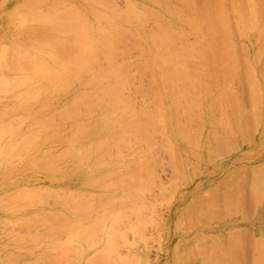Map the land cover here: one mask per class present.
Masks as SVG:
<instances>
[{
  "label": "rangeland",
  "instance_id": "1",
  "mask_svg": "<svg viewBox=\"0 0 264 264\" xmlns=\"http://www.w3.org/2000/svg\"><path fill=\"white\" fill-rule=\"evenodd\" d=\"M36 1L39 2V0H35V1L34 0H0V42H1L0 43V69H1L0 70L1 71L0 72V77H1V73H2L3 76H4L3 77L4 80H6L5 78H8L7 79L8 81H6V82L4 80H3L4 82L3 81L1 82V80L3 79L2 77H1V80H0V86L2 85V87H0V89H1L0 92H2V93H0V99H2V101H0V115L2 114L0 116V125L2 123L4 126H7V127H5V128H7V130L6 131L4 130V134H5V132H7L6 133L7 135L6 134L3 135L2 130H3L4 126L1 125V127H0V129L2 128V130L0 131V136H1V139H2V141L0 142V146H2V144L3 145L5 144L4 146H6V145L8 146L7 143H9L10 145L11 144L14 145V148H13V145H12L11 148L9 147L10 145L8 146L10 148L9 151L11 150L12 154H10L8 149H6V150H7V152H9V155L6 153V150H4L5 152L2 151V153H0V154H2V157L0 156L2 158V159H0V203H1L0 205L1 206H5V205L6 206H10V204L12 203V205L10 207H8V208L5 207L6 210H4L5 208L0 206L1 209L3 208L0 211V213H1L0 214V225H1L0 226V264L1 263L2 264H5V263L9 264L12 261V258H13V262H11L12 264H44V263L45 264H47V263L49 264L54 259L53 256L55 257L56 260H58L56 258V256L58 254L53 251V249H54L55 251L58 252V250H56L55 246L57 248L59 246V249L63 250L64 248L67 249V247H69L68 244H72L73 242H75V243H77V242L80 243L81 242L80 245H82V246H80L79 244H77V245H79L80 247H83L84 248V249H82L83 251L81 250V252H80V248L79 249L77 248L78 251L77 250L76 251L78 253L77 256L82 254L81 255L82 257L79 256V258H77V256L74 255L73 252L75 251V249L73 250L72 248L78 247V246H76L75 244H72V246H74V247L71 246L70 250H66V252H65V249H64V251H62V254H63L62 256H64L63 258L61 256L58 257V258H61V259H64V260L60 262L61 259H59V262L57 261V263H56L55 260H53L55 262L52 263V264H65L64 261H66L65 259H67V257L65 258V255L67 254V251H68V254H73L72 256H75L76 260H77V261L76 260L74 261V259H72L73 257L67 254V256L71 257L70 259L68 257V261L72 259V262L69 261L67 263H69V264L70 263H72V264H89L90 263L89 261L92 260V259L89 258V256H92L93 258L95 256L93 254V252L94 253L96 252L99 255L101 253L99 251V249H102V253H105L104 252L105 251V245L108 246V244H106L108 242H106L105 240L108 239L107 236H108L109 231H111L110 233L112 235H115L114 234L115 232L117 234L119 233L118 237L120 236L121 238L123 237L121 235L124 234L123 239H121L119 237L121 240L119 238L116 239L117 235L114 236V237H116L115 238L116 240H119V242L117 241L116 244H115L116 241L112 240L113 242H111L110 236L112 237V235L109 234L110 243H112V244L109 243V245H110L109 246V250H107V248H106V250L108 251V252L107 251L106 252L109 255L108 259L111 260V261H109L108 259L107 260L105 259V258H107L108 255L104 254L105 255V257H104V255L102 256L100 254L106 261H109L110 263L113 262L112 264H119L120 261H121L120 264H122L123 262H124V264H209V263L210 264H218V263L219 264H226L225 262H227V264H228L229 263L228 260H230V262L232 264H235V263H237V264H251V261H252L251 259L254 258V256H252V249H254V251H255V246L256 245L260 246V244H258V243L259 242L261 243V240L264 239V237L262 238V236L264 235V202H263L264 200H262V199H264V195L263 196L262 195L261 196L260 195H255L254 192H253L254 187L256 188L257 191L261 188L260 191H258V192L264 194V184L261 183V185L259 186L258 185L259 181H257L262 176V174H264V77L262 78V75L264 74V71H263V69H264V61H263L264 60V51L262 50V52H263V53L261 52L262 54H260V52L257 53L258 52V48L255 47V45L256 46H260L262 44L264 45V39H263L264 38V34H262L263 36H260L261 32L264 33V28H263L264 27L263 26L264 25V0H261L262 2L260 0H250V1L249 0H239V1H235V2H239L240 3V4L238 3L239 6L234 2V0L233 1L230 0L232 3L234 2L237 5V7H235V5L230 7V5H232V3L229 0H225V1L222 0V2H224V3H221V0H220L221 4L219 3V5L221 7L219 5H217V6L219 8H221V12H219L220 9L217 6L215 8H218L219 10L217 11V9H215V8H214L215 10H213V11H215V13L217 11V13L219 12L220 14L225 9H226L227 12H229V13H227L226 11H224L225 13H223L222 17L226 18L225 21H227L228 24H230L231 26L234 23L232 28L229 25L230 28H231V34H230L231 41L232 40L234 41V42L232 41L233 43L231 42L232 45H234L233 49H232V52L234 53V50H235V53H234L233 56H235V54H237L235 56V59L239 55V57L241 56L242 60H243V58L248 57L250 62H248L247 64L250 63L251 67H254L255 70L253 68H251L252 69L251 70L249 68V65L247 66V64H245V62L242 61V63H244L243 67L245 65L246 66L244 67L245 70L242 69L243 72H241L242 70L240 71V68L242 66L240 67V65H242V63L241 64L239 63V62H241V58L238 57L240 59V61H239V59H236V62L238 64L237 67L238 66L240 67L239 70H237L238 71V74H237L238 78L236 77V79H234L235 82H232V83L230 82L229 83L230 86L228 84V87H231V85H233L234 87L232 86V90L235 93H236V90H238L237 93H236V100H237L236 101L237 102L236 105L238 107H240L241 114L239 112V108L236 105H232V106L237 107V110H236V112H238L237 115L231 114V113H233V109H232V112H231V108L230 107H228L229 110H227L226 113L218 111L219 113L220 112L223 113L221 116L217 115L219 113H217V111H216V109H214V107L211 110L212 106L210 107V103L209 102L212 100V98H213V101H214L215 98L217 97L215 94L217 93V95H219V91L223 90V88H226V87L221 86V88L219 89V87L215 84L216 85L215 87L216 88L218 87V90H217L216 88H214V86H212L214 83H216L215 80H214L215 82L213 81L212 85L208 84V82L206 83V85L204 87L205 90L203 91V93L206 94L205 98L203 99L204 95L202 94V97L200 98L201 101L199 100L201 102V106H199V108L202 107V109L200 108L201 109L200 110L198 107L197 108L199 110L197 108L192 109L191 110L192 111L191 115H190V117H188L189 121H191V122L188 121V124H186V126L188 125L187 129L190 130L189 132L197 133V135L195 136V139L198 138L197 140L199 142H196L197 140L194 141V144L197 143V145H196L197 146V148H196L197 150L195 151V147L196 146L193 148V150L195 151V153L198 151L199 157H198V155L197 156H193V153H194L193 150H192V145H193L192 143L193 142H190L192 144L191 146H188V145H190V143L188 142L189 144H187V142H186L187 140H190V139H188V137H187V139L185 138V135H186L185 133H187L188 130L181 129V127H180V129L183 131V133H182L180 131V129L178 128V126H180V124L178 122L181 121V120L179 119L178 115H176L177 112H176V110L174 109V107L172 105V101L170 99L168 100L169 97L167 96V93H165V92L163 93L162 92V94L165 95V96L163 95L164 98L161 96V98H163L162 100L160 99L159 96H157V93H154L153 87H155L156 85L155 86L154 85L151 86V84H150V83L154 82V78H153V82H151V80H150L152 78L151 76L155 77V75H152L153 72L155 71V70H152L154 68L153 67L152 68L149 67V69H151L150 71H153V72H149V69L147 67L148 65L147 64L144 65L142 63H143L144 60L145 61H149L151 59V56L148 55L147 53H148L149 50L153 49V44H152L153 41L151 40L152 43L150 44L148 42L150 39L146 38V35L144 37V34L147 33L146 32L147 30L149 31V28H151L152 24H153L152 25L153 29H151V31L152 30L154 31V30L157 29V26H156V23H155V22H157V20H155V21L152 20L153 18L151 17V14H150V16H147V13L149 12L150 9L153 10V11H155V9H156L157 12L160 15L162 14L163 17H166V19H164V21H166V20L167 21L168 20L171 21L172 20L171 23H172V26L175 29H180L178 26H180L181 29L183 28L182 30H184V28H185V31H187V33H188L187 42H190L189 40H192L193 43H194L195 40L198 37L196 35L197 32H195L197 30L193 29L192 26H190V24L188 25V23H189L188 20L197 19V17H195V16H199V15H197V14L195 15L193 13L195 11L199 12V13L202 12L205 9L202 5H206L207 0H206V2H205V0H199L200 2L198 0H191V1L190 0H188V1L186 0L187 2L185 0H182V1H184L183 2L184 4L186 2V4H185L186 7L184 6V4L180 5L182 2H179V1H181V0H179V1L178 0H166V1H172V3H174V5H173L170 2L171 4L168 5V6L171 7L170 10H169L170 12H171L172 8H175L173 10H177L176 6H177V8H179V7L183 8V9H180V8L178 9V10H181V11L183 10L184 14H186L185 16H183V14H182V16L185 18L184 20L180 21V19H178L180 21V23H177V19H173L172 18L173 17L172 13L166 12L168 10V8H169L167 5H165L163 3L161 5L160 1L164 2L165 0L164 1L163 0H158L159 3L158 2L151 3V2H153L152 0L151 1L150 0H130V2L132 3L133 6L132 5H128V4H131V3H128L127 0H110L109 3L111 5L115 4V6H114L115 8L117 6H118L117 8H121L123 10L122 12H124V10H126L125 8L129 9V7L132 6L133 9H137L136 10L137 14H138V11H140L139 12L140 14L143 12L142 14L144 16L146 14V17H147L146 19L148 20V22H147L146 19H144V20H146L145 21L146 22L145 25L148 24V23L149 24L146 25L147 26L146 27L144 25V22H143L144 20H143L141 24H143L145 27L142 26V27H144V29H140V30L137 29V28H139V26H138V25H140L139 23L126 25L125 24L126 22L123 23V21H120L121 19L119 20L116 17H114L116 15L118 17L117 13L114 12V14H116V15H113V12L107 10V8L103 7L100 4L98 5L97 2H93L92 4L90 3V1L87 2V3L85 2L86 6L84 5L83 7H81L83 4H85L84 0L83 1L79 0V2H78V0H66V2L64 1L63 4L62 3L58 4V2H63L61 0H58V1L57 0H40L39 3L37 2V4L35 3ZM133 1H134V3L136 1H139L137 3L143 4V5H141L143 7L139 6L140 4L137 5V3H135V5H134ZM56 2H57L58 5L56 4ZM112 2H113V4H112ZM154 2H155V0H154ZM195 2H198L200 4H197V3L195 4ZM254 2H255V4H254ZM32 3H35V4L32 5ZM69 3H72L73 5L77 6V7H75V6L72 5V8L74 7L73 8L74 10L81 11L82 14L85 15L84 17L87 18V22L88 23L92 22V24H96L97 21L99 20L98 17H97V20H95L96 18L93 16L94 9H97L96 10L97 13H99L100 11L103 10L106 14H109L110 16L112 15L111 18L116 21V22L115 21H113V22L118 23L121 28H123V29L125 28V30L127 29L128 34L130 33V34H133V36H134V39L131 38L133 40L132 41V40H130V37H131L130 34H129L130 37H128L129 39L127 37H124L125 36L124 35L123 36V38L125 39L124 41H126L128 39V42L127 41L126 42L123 41V42L125 43L124 45H127L128 48L124 47L121 44H120V46L122 48H124L125 51L122 50L121 47L118 48V50H120L119 52L121 53V55H120V53L118 54V55L121 56L120 58L119 57L118 58H119L120 61H121V58L123 59V61H121V62H124V67H126L124 69H126V70L128 69V71L125 70L128 73H126V72L124 73V75H127L124 78H127L129 76V79H130L129 80L127 78L126 79L127 81L124 80V86L127 85L129 87L128 88L126 86V88H127L126 90L124 88V91L129 90V92H125V96L127 94L129 95L131 93L129 95L130 108H129L128 112L124 113V117H126V118L130 117V118L135 120V118H137V116L140 114V112H142V115H140L141 117L143 116V114L145 112H147V113H145L146 115L144 117L140 118L142 121L146 122V120H148L146 116H147V114H150V110L151 111L152 110L155 111L154 108H156V106H153V104L156 105L159 100H161V101L164 100L163 102L167 103L169 105V106L167 104H166L167 106L165 105L166 106L165 108L167 110L164 108L166 110V112L167 111L169 112V113H166L167 115L165 114V111L163 110L164 106L161 109V110H163V113L165 115L164 117L161 116L162 117L161 118L162 119L161 125L160 126H157V125L155 126L154 125V126L150 127L151 129L149 128L150 129L149 131L151 132V131H153L154 127L155 128L158 127L157 129L154 128V131H153L154 133L153 132H151V134L149 132L147 133V134H150V139H149V141L148 140L147 141L151 142V143L150 144L146 143V139L143 136L145 131L142 132V130H140L137 133L139 135H137L136 138L138 136H140L142 139H140V138H138V139L141 140L140 142H142V141H144V142L140 143L138 140H135L137 143L134 141L135 143L131 142L128 145L125 144L126 145L125 147H127V149L125 147L124 148L122 147V149H123V150H121L122 151V154H121L122 158H121L120 154L119 155L116 154L117 153L116 152L117 151L116 148H118L120 150L122 145H120V147H117L118 145L115 144V140L113 139V135H112V138H111V134L118 133L119 135L120 134L122 135L123 132H124V125L125 124H122L123 121H121L120 124H118L116 126H113V127H104L103 125H99V124H97L95 126L96 122L99 121V119L102 117L101 115H103V113H105V109L103 108V106H100L99 104L97 106L96 104H94V107H92V109H93L92 110V109H89V107L83 105V106H81V108H80V110H79V112L77 114L66 113V111H64L66 113L65 117L68 116V114L70 116H68L66 119H64V117H63V119H62V114L64 112L61 111V109L63 107L66 109L67 107H65V106L70 105L71 104L70 101L72 99L74 100L75 98H78L79 94L81 93L80 91L81 90L83 91V89H81L82 85H81V83L79 81H77V82L75 81L74 84H73V82H71L70 83L71 86H70V84H68L69 86H66V88H68V87H70V88L66 89L65 91H62L63 88H62V90L59 88L58 89V91H59L58 93L56 92V89L54 88V90H53L54 92H52L53 94L50 93L52 88H50L51 86L48 85L47 88H49V89L48 90L46 89V90L48 91V94L49 93L51 94V95L50 94L48 95V94H46L47 91L45 89H43V91L40 90L39 86H41V85L36 83L37 84V86H36L35 82H34V84H32L31 83L32 80L31 81L29 80L30 79V75H32V74L35 75V73H36V71L32 73V71H34L35 69H32L33 67L30 66L31 68H29V69H32V70L28 71V73L30 74V75H28L29 79L26 78L30 82L27 81L28 82L27 84L26 83H21V85H19L20 87L18 89L15 88V87H18V86H15V87L13 86L12 87V85H16V84L18 85L17 81L20 79V77H19L20 75H24V74L27 75L28 74L26 72V68H27L28 64H25V65H27L26 68H24V67L21 68L22 66L20 64H18V62H22V60H23V59L21 60V57H22L20 55V53H22L21 51H23L24 55H28L29 54L28 57H30V58H27V56H25L26 58L24 57L26 62H33L34 59L31 60V58H33V56L37 57V56H39V54H41V53L43 54V52L45 50L49 51L50 47H51L50 44H49V41L51 39H50V37L48 38L45 35L48 32H51L52 28L55 26V21H53V23H51L52 21H50V20H52V18H54L55 16H59L58 14H55L57 9H61V10L66 9L65 12L69 11L70 7H71V6L68 5ZM157 3L159 5H156ZM77 4H80L81 6L80 5L78 6ZM88 4H89V6L90 5H92V6L88 7ZM189 4H190L191 7L193 6L192 7L193 10L189 7ZM223 4H225V5H223ZM226 4H229L228 7H227ZM259 4H260V6H258ZM127 5H128V7H127ZM145 5L150 7V9H148ZM244 5H246V6L248 5V7H249V8H247L245 6L246 7V9L244 8L246 10L245 12L257 11V9L259 8V10L257 12L260 15V17H259L258 20H256V22L254 23L253 26H250V29L248 28L249 30L248 29L246 30L248 32L244 33V35H243L244 37H243L242 33H240L241 36H239L240 35L239 34V30L236 29L235 27L238 28V26H237L238 15L236 14L237 11H238L237 8H239L241 6L240 8L242 9V7H244ZM144 6L148 9L147 13L145 12L146 8ZM163 6L164 7L166 6L168 8H164ZM224 6H226L227 8L224 7ZM194 7H195V11H194ZM201 7H203L204 9L201 8ZM54 8H57V9L55 10ZM186 8H188V9L186 10ZM196 8H198V9L201 8L202 11H201V9L198 11ZM32 9H33V11H34V9L38 10V12H40L41 14L43 13L44 14L42 16L43 19H41V20L38 19L39 17H41L40 15H38V17L36 16L37 19H34V18L32 20L29 19V17L31 18V15H32L30 13L32 11ZM88 9H89V11H88ZM90 9H91V11L93 10L91 12V16L89 15L90 14ZM190 9L193 12H189ZM141 10H142V12H141ZM247 10H249V11H247ZM118 12H121V10L118 11ZM33 13H35V12H33ZM47 13L53 14L54 17L52 16V18L51 17L48 18L49 16L47 17V15H46ZM57 13H59V12H57ZM167 13H169V15ZM37 14H39V13H37ZM74 14H75V12H74ZM220 14H218V15H220ZM94 15L97 16V14H94ZM187 15L189 17H187ZM231 15L233 17H231ZM33 16H34V14H33ZM229 16L231 17V19H229L230 18ZM46 17H47V19H46ZM91 17H92V19H91ZM93 17H94V19H93ZM193 18H195V19H193ZM57 19H58V17H57ZM149 19L151 20L150 22H149ZM233 19L235 20L236 24H235V22H233L234 21ZM93 20H95V21H93ZM185 20H187V21H185ZM182 21L184 22V25L182 24L183 23ZM61 22L64 23L65 21L64 22L61 21ZM43 23L46 25V27H44L45 25L43 26ZM98 25L99 24H97L96 26L98 27ZM122 25H123V27H122ZM96 26L94 25L92 30H95ZM136 26H138V27H136ZM41 27L45 28L44 31H43V29ZM142 27H140V28H142ZM188 27L191 30L188 29ZM145 28H147V29H145ZM46 29H49L50 31L49 30L46 31ZM235 29H236L237 32L234 31ZM36 30H37L38 34L34 33V35H35L34 36L33 32H36ZM188 30L191 31V33H193V35H191V33L188 32ZM26 31H28V33L32 32V35H30V33L27 34ZM151 31H149V32H151ZM24 32H26V34ZM42 32L43 33L47 32L43 36H45L47 39H49V40H47V39L46 40L45 39L42 40V41H44V44L39 43L40 42L39 40H41L43 38V37L41 38ZM257 32L259 33V36H258ZM194 33H196V34H194ZM39 34L41 36L38 37ZM125 34H127V33H125ZM137 34H139V36ZM28 35H30L32 37L34 36L33 37L34 39L37 38L36 40L39 41L38 44H41V46L39 45L40 46L39 47V46L35 45L37 43H31L33 41H26V40H28L26 38V36H28ZM189 36H190V38H189ZM232 36H233V38H232ZM257 36H258V38H257ZM135 37H138L137 38L138 40L141 39V40H139L140 45L143 42L142 44L145 45V43H146L145 46H148L150 48V49L147 48L148 49L147 50V49H145L146 47L144 48V45H142L143 48L141 47L142 48L141 51H143V49H144V52H145V50H147V52H145V53L149 57L144 52H143V55H142V52L140 53L139 50L137 51V49L131 47V45L133 46V42L135 44V41H134V40H136ZM23 39L24 40L26 39V40L24 41ZM30 39L32 40L31 37H30ZM142 39L145 42L142 41ZM147 39H149V40H147ZM254 39L258 40V42L255 43ZM262 40H263V42H261ZM16 41L23 48V50L20 48V51H19V49L17 47V49H18V52H17V50L15 49L16 48L15 44H17ZM250 41L252 42L251 44H252L253 47L249 43ZM12 42H13L14 45L11 44ZM46 42L48 43V45H47ZM136 43H137V40H136ZM243 43H245V45ZM191 44H192V42H191ZM10 45L11 46L12 45L15 46V48L13 46L10 48ZM28 45H29V47H28ZM137 45H139V43ZM137 45H136V47H139ZM263 45H262V47L264 48ZM3 46L4 47L7 46V48H4ZM31 46H33L32 48H33L34 51L32 49H30ZM245 46H246V49H245ZM130 47H131V49H130ZM248 47H249V49L247 50ZM251 48H252V50H251ZM256 48H257V50H256ZM126 50H128V51H126ZM48 51H45V53H47V55H50V54H48L49 53ZM122 51H123V56H122ZM243 51H245V53ZM4 53H6V55H4ZM129 53H130L131 56L128 55ZM144 54H145V56H144ZM246 54H247V56H246ZM256 54H259L258 57H256ZM43 55L39 56V60L40 61L42 60L41 56H43ZM60 55H61V53H60ZM60 55L58 53L55 54V52H54L53 54L51 53L50 56H52V57L55 56V58H56L55 61H56L57 59H62V55L61 56ZM44 56H43V58H44L43 60H45L46 62H53L54 61L53 58H49L47 56L44 57ZM260 56H261V59H260ZM126 57H129V59L126 58ZM252 57H253V59H251ZM51 59H52V61H51ZM257 59H259L260 61L257 60ZM36 61H38V60H36ZM145 61H144V63H145ZM140 62H142V63L140 64ZM254 62H255V64H254ZM7 63H9V65L13 64V65H11L9 67L11 70L8 69V68H7L8 70L4 69V66H6ZM139 64L141 66H139ZM191 64H192V62H191ZM9 65H7V66H9ZM127 66L130 69L127 68ZM144 66H146L147 68L146 67L144 68ZM12 67H14L15 70H17V71H15V70L12 71L13 70ZM261 67H262V69H261ZM24 69H25V71H24ZM18 70H20L22 72H20ZM247 70L255 72V73H252V78L255 79L256 82L254 81V83H257V84H255L256 86L254 85L256 88L254 86H252V87L256 91L258 90V93H257L258 95L257 96L261 97V98L259 97V99H261V101H259L258 98H255V100L257 102L259 101V103L261 105H257V104H256V106L254 105L255 102H253L254 99H253L252 95H254V93H256V92H254V90H252V88H251L250 90H252V92H254L251 95L249 88H246L247 85H250V82H249V84L243 82V81L248 82L247 79L243 80V78L241 77V75L243 73H244V76H246V71ZM7 72H9V73H7ZM240 73H242V74H240ZM13 76L15 78L18 76V78H17L18 80H15V78H13ZM34 77H35L34 78L35 80H38L37 79L38 74L35 75ZM259 78L263 79V80H260ZM11 79H14V80H11ZM236 80L238 82H236ZM258 80H259V82H258ZM11 81H13V82L15 81L16 83H13V82L11 83ZM241 81L243 82L244 85L242 84ZM36 82H38V81H36ZM39 82H41L40 84L43 83L42 85L47 86L43 81H39ZM8 84H10L11 89L14 88V90H11L10 88H7ZM30 84H32V85L30 86ZM154 84H156V83H154ZM222 84H224V83H222ZM225 84H226V82H225ZM4 85H7L6 88L9 91L5 89ZM129 85H131V86H129ZM259 85H260L261 88H259ZM3 86H4V89L6 90L7 93L5 92V90H2ZM28 86H30V87H28ZM236 86H238V88ZM36 87H38L39 89L36 88ZM249 87H251V86H249ZM28 88H30V89L33 88V90L38 89L40 91V93H39L40 96L39 97L37 96L38 98L36 99V101H38V102L33 100L35 98H30V100H29V98L26 97L25 95H22V94H19V96L17 95L20 92L24 93L26 90H28ZM74 88H75V91L73 90ZM211 88H212V90L214 88V90L212 91ZM242 88H243V90H242ZM234 89H236V90L234 91ZM10 90L13 91V92H11ZM208 90H211L213 93L211 91H208ZM225 90L226 89H224L223 91L225 92ZM228 90H230V89L228 88L227 91ZM232 90H230V91H232ZM44 91H46L45 94H44ZM72 91H73V93H72ZM148 91H149V93H152V94H149ZM76 92L77 93L79 92V94L77 95ZM146 92L149 94L148 96L145 95ZM243 93H244V95H243ZM15 95H17L20 98H21V96H23L22 97L23 99L28 98L26 100H29V101H26L25 103H23L24 100L20 101L22 98L21 99L19 98V100H17L18 97L15 96ZM152 95H153V98H151ZM13 97H16L17 99L13 98ZM255 97H256V95H255ZM3 98H5V99L7 98V99L5 100ZM126 98H128V97H126ZM154 98H155L156 101L153 100ZM157 98H159V100ZM31 99L33 101H31ZM42 101H44V103ZM65 101L66 102L68 101L67 105H65V103H64ZM241 101H242V103H241ZM19 102H21V103H19ZM132 102L134 103V105L136 104L135 105L136 109L135 108L133 109V106H131V105H133ZM163 102H160V103H163ZM14 103L16 104L15 106H17V105L20 106L21 104L22 105L19 108H16L15 106L14 107L10 106V105H13ZM40 103L43 104V105H41ZM4 104H6V105H4ZM54 105H56L57 107L54 106ZM62 105H63V107L61 108L60 106H62ZM149 105L150 106L152 105V106H151L150 109H147L149 107ZM211 105H212V102H211ZM248 105L249 106L252 105L253 108L260 107L259 111L261 109V113L259 111H256L257 110V108H256V110L253 111V112H255L254 115L256 114L254 116L256 118H251L252 114H253L251 112V110L253 108L251 106L252 109L250 108V110H249V106ZM7 106L12 107L14 110L11 109L10 107H8V109H9L8 111L4 110L5 107H6L5 109H7ZM40 106H42V108L38 109V108H40ZM52 107H54V108H52ZM152 107H154V108H152ZM245 107H248V110H249L248 113L249 114H247L246 112L244 113V111L247 110ZM64 108H63V110H65ZM52 109H55L57 113L53 112ZM82 109H83V111H82ZM202 110H203V113L201 115L200 111H202ZM90 111H93L92 115L89 114ZM85 112H87V115H89L90 117L89 116L87 117ZM4 113H7V114H5V116H3ZM33 113L36 114V115H34ZM53 113L55 114L54 115L55 117H51V116L48 117L47 116V114H49V115L52 114L53 115ZM84 113H85V115H83ZM250 113H251V115H250ZM27 114H28V116L30 114H32L33 116L30 115L29 116L30 120H28V119L26 120L25 119L24 122H23V119H24L23 116L27 117ZM224 114H225V117H227L226 120H228V117H229V121H228L229 123L226 122V124H230V126H232V128H230V129H232L233 133L228 132L230 130L229 129V127H230L229 125H228L229 127L227 126L228 128L225 127L226 125L223 126V127H225L224 132L226 131L225 133L227 134V136H226L227 139L224 138V141H222L223 140L222 137L223 136L225 137V135H226V134H224L223 131H221L224 128L223 129L222 128H216L217 130L220 129V131L218 130L219 132H221V133L223 132L222 133V137L219 136L222 139H219L218 138V134L213 133L216 130L212 129L214 127V125H212V124L213 123L216 124L218 121H216V123H215V120L213 122V119L214 118H219V116H220V119H218V120L223 125L225 123V121H226L225 119H224V121L222 120V116L224 117ZM246 114L248 115L247 118H250V119H253V120L255 119L256 121H257V119L259 120V121H257V123L255 122V120L254 121L252 120V122H253L252 124H255V125H253L254 127H252V125L250 123L251 120L249 119L250 121H248L247 118H245ZM39 115H41L42 117L39 116ZM126 115H128V116H126ZM197 115H198V117H201V120H203V121H200V119L197 120ZM238 115H241L240 116L241 118ZM9 116H10V118H9ZM14 116H16V117H14ZM18 116H20V118ZM34 116H35V118H34ZM191 116L193 117L192 119H191ZM257 116H258V118H257ZM11 117L12 118L14 117L13 121H15V122L20 121L22 118L23 119H22V122L21 121L18 122L19 125L16 127V125L18 123L13 124L14 122L11 121V119H12ZM50 117L53 118L54 120H52V121L49 120V122H48V119H50ZM176 117H177V120L179 119L178 121L176 120ZM235 117H237L238 119L236 118L237 119L236 120ZM38 118H40L39 119L40 121L42 120L41 125H42V123H44L43 124L44 126L42 125L44 127L43 130L41 129L42 126H40L39 124H35V123H37L36 120H38ZM143 118L144 119L146 118V119L144 120ZM168 118H170V119H168ZM9 119H10L11 123L9 122ZM43 119L45 120V122H44ZM140 119L138 118V120H140ZM39 120H38V123H40ZM63 120H65V121H63ZM175 120L179 124L178 126L176 125V121ZM79 121H82V122H79ZM142 121H141V123H142ZM192 121H193V123H192ZM195 121L199 125L195 124L194 123ZM199 121L200 122H204V124L202 125ZM231 121H233V122H231ZM236 121H237V123H236ZM238 121H239V123H238ZM5 122L6 123H10V125H5L4 124ZM77 122H79V125H78ZM139 122H137V124H139ZM234 122L236 124H240V122H241V124L243 125V128H242V125H239L238 127H236L237 125ZM65 123H66V125H65ZM12 124H13V127H12ZM170 124H171V126H169ZM218 124H216L215 127H217ZM33 125H38V126L41 127V128H39V131L36 130V132L37 133L39 132V134L35 133L37 135V139L35 141H31L30 140L31 139L30 137H31L32 134H30V135L28 134L27 135V132L30 131L29 129L34 130L33 129V127H34ZM75 125H76V127L80 126L79 132H78V128H77V130L75 129L76 128ZM193 125L195 127L196 126H198V127L194 128ZM219 125H220V127H222L221 124H219ZM249 125H251V127ZM256 125L259 127V129H258V127ZM9 126H11V128H14V126H15V128L17 130H15V128H14V130L12 129L13 130L12 131ZM20 126H21V128H20ZM30 126H32V127L28 129V127H30ZM48 126H49V128L45 131V129ZM8 127H9V129H8ZM52 127H55V128H52ZM98 127H99V130L104 129V130L101 131L102 133H99L100 131L97 130ZM116 127L118 128V130H117ZM164 127H165V132L166 133L165 132L163 133V131H162ZM235 127H236V129H235ZM69 128H71V129H69ZM115 128H116V131H114ZM237 128H239V129L237 130ZM240 128L243 129V131ZM244 128H246V129H244ZM250 128H252V129L255 128L256 131L254 132V134H253V130L254 129L253 130L251 129L252 133H251V135H249V133L251 132L249 130ZM36 129H38V128H36ZM170 129L172 131H170ZM211 129H212V134H211ZM9 130H11L12 132H10ZM41 130H42V132H41ZM75 130L77 131V135H76V132H75L74 133L75 136H71L70 133H72V131L74 132ZM156 130H158V131H156ZM159 130H160V132H162L161 134L158 133ZM239 130H240V132H238ZM8 131H9L10 134L8 133ZM59 131L61 132V134L63 133L62 136H61ZM156 132L159 134V135L157 134V136H159V137H157L155 135ZM205 132L206 133L208 132V134H206ZM181 133H182V136H180ZM228 133H230L232 135L230 136V134H228ZM240 133H242L243 136ZM74 134H72V135H74ZM152 134H153V137H152ZM162 134L167 136V137H165L163 135V137H165L166 139L165 138H163V139L161 138ZM83 135H84V138L82 137ZM95 135H97V137ZM183 135H184V137H183ZM213 135H214V137H213ZM2 136H4V138H2ZM233 136H234V138L236 137V139H234V138L232 139ZM248 136H249V138H248ZM250 136L252 137V139L250 138ZM8 137H10V138L6 140V138H8ZM70 137H72V139L68 140ZM190 137H192V135ZM207 137H208V139H207ZM101 138L103 139V141H104V139L107 140V138H108V140L106 142L104 141L105 142V143H103L104 146L102 145L100 147L98 146V148H94V146L97 147L96 143H99L98 141L102 140ZM167 138H169L168 140L170 141V143L168 142V144H170L169 146H167L166 142H165L166 144H164V140L167 141ZM10 139H12V140H10ZM159 139H162V141H160ZM240 139L243 140L242 143H241ZM32 140H34V139L32 138ZM76 140H78V142L79 141L81 142V144L77 142L78 144H80L78 150H77L78 144L76 143ZM155 140H157V141H155ZM216 140L219 143H221V144H219L218 142H215ZM226 140L229 141V143L228 142L227 143L229 144L230 147L227 146L228 145L227 143H225L227 145H224V147H223V143L226 142ZM234 140L235 141L237 140V142H234ZM4 141L7 142V143H3ZM30 141H31V143H28ZM74 141H75L76 144L74 143L75 144V148L72 149L74 147V144H73V147H72V142H74ZM158 141H159V143H158ZM183 141H184V143H183ZM190 141H192V140H190ZM18 142H19L20 145L18 144ZM160 142L163 143V144H160ZM14 143L18 144L19 148H21V147L23 148V149L21 148L23 153L19 152V148ZM89 143L91 144V146H90L91 148L89 147ZM100 143H102V142H100ZM112 143L117 145V146H116L115 149H112V148H114V146L111 147V149H112V151H111V149H109V148L112 145ZM208 143L210 144V147H209ZM216 143H218L220 146H217L218 144L216 145ZM27 144H28V146H27ZM83 144L87 145V146H85V148L89 147V149L91 150L90 154L91 153L92 154L88 155L89 154L88 153L89 150L84 148V150L87 151L86 152L87 155L90 156V159H89L88 156L86 154H84V155L87 156L89 161L82 154L83 153V151H82L83 149H80V147L84 146ZM108 145H110V146H108ZM161 145L162 146L166 145L165 146L166 148L170 147V146H171V148H173V145H174L173 149H174V151L175 150L176 151L173 154V150L171 148H167V150L170 149V151H172L173 155H171L170 151H168L170 154L166 153V151L164 149H162L164 146L161 148ZM15 147H17V148H15ZM66 147L67 148L70 147L73 150V151L71 150L72 153H73V154L72 153L71 154L73 156L72 155H68V156H65V157L62 156L63 158L60 156L61 159H56L55 160V158L58 157V156L55 157L56 156L55 153L58 154L60 149H61L62 152H64L62 148H64L67 152L69 151L68 149H66ZM128 147H129V149H130V147L131 148L133 147V148L130 149V151H128L129 150ZM1 148H7V147H3V146L0 147V150H3ZM99 148H101V149H99ZM138 148H140V149L142 148L143 150H139ZM97 149H99V150H97ZM135 149H137L136 152H134ZM79 150L82 151V153ZM95 150H97L98 152L96 151V153H95ZM125 150H127V151H125ZM190 150H192V153H191ZM123 151L125 152V154H123L124 153ZM154 151H155V153H154ZM163 151H165V153ZM3 152H4V154H7V155L3 156ZM70 152H69V154H70ZM133 152H134V155L132 154ZM178 152H180V153H178ZM80 153H81V157L83 155L85 157L83 159L87 160L88 162H84L83 159L79 158ZM114 153L116 154V156L117 155L118 156L116 157ZM176 153H178L179 155L176 154ZM131 154H132V157L130 156ZM138 154L140 156H137ZM151 154L154 156L153 158H151V156H152ZM66 155H67V153H66ZM108 155H110V156H108ZM176 155H177V157H176ZM9 156H11V157H9ZM52 156L55 157V158H53ZM102 156L106 159V160L104 159L105 162L103 161V159H98L99 157L103 158ZM173 156H174V158H173ZM178 156L180 158H178ZM96 157H98V158H96ZM114 157H115V159H114ZM123 157L125 159H123ZM145 157L147 159L150 158L151 160L149 161ZM65 158H67V159H65ZM94 158H95L96 161L93 160ZM143 158L146 159V160L144 159V162L141 161V160H143ZM177 158L179 160H177ZM2 160H5L6 163H1V162H3ZM81 160L84 163H82ZM138 160H140V161H138ZM146 161H148V162H146ZM30 162H32V163L35 162L36 164L34 163V165H33ZM98 162H100V165L97 164ZM101 162L103 164V167L101 166ZM103 162L105 163V166H104ZM146 163H149L146 166L148 168V170L146 171V170L143 169L144 170L143 173L142 172L140 173V170H142L140 168L143 165L145 166ZM83 164H84V166H83ZM75 165H77V168H75L76 167ZM93 166L95 168V171L93 170V173H92ZM110 166H111V169H110ZM144 166L142 168H144ZM75 169H77V170L79 169L80 171L78 170V172H77ZM116 169L120 170L121 174L123 172L125 173V175L127 174V176H128V174H130L129 177H127V178L129 179L131 177L130 178L131 180L129 179L130 180L129 181L125 177V179H123V180H125V181L127 180L128 182L127 181L124 182L122 180V177L124 176V173L121 176H120V173H119V176L121 178L119 177L118 179H121L122 181L120 180V182H118L119 180L117 179V181L115 180V182H117L119 184H117V183L114 184L115 182L112 184L110 182L112 185L109 184V186H111V187H108V183L109 182H108L107 178L105 179V177H106L105 175H107V176L112 175V179H115L113 177H115L116 175L114 176V174H110V173H113L112 171H115ZM132 169L134 170L133 171L134 173L132 172ZM137 169H139L138 171L141 174L140 176H145L144 178L142 177V180H141V178L139 179L140 176L139 177L137 176V175H139ZM149 169H150V172H149ZM130 170H131V172L129 173ZM136 171H137V173H135ZM89 172H91L92 174L89 173ZM147 172H149L150 174L147 173ZM261 172H262V174H261ZM131 173L135 176V180H134V177H133V175ZM182 173H184V174H182ZM87 174H89V176L91 175L90 176L91 178H88L89 176ZM117 174H118V171H117ZM144 174H146V175H144ZM257 175H260V177L258 176L259 178H257ZM102 176H105V177H102ZM99 178H101V180H103V179L105 180L106 183H104V185H103L102 184V182H104V180H103L101 182V184L105 188L107 187V189H105V188L102 189L103 186H101V185H99L97 183V181L100 180ZM149 178H151V179H149ZM152 178H154L155 180L152 179ZM256 178H257V180H256ZM143 179H145V180H143ZM146 179L148 181H146ZM77 180H78V183H79V180H81L79 184H77V182H76ZM132 180H134V181H132ZM138 180H140L139 181L140 183L138 182ZM110 181H114V180H110ZM144 181H146V184L143 186V184L145 183ZM82 182H84V183L82 184ZM121 182H122L123 185L125 183L126 184H128V183L131 184L132 182H134L133 184L135 185L138 182L135 185L136 187H134L132 185L133 186L132 190H134V189H136L138 187V191L135 190L134 192L137 193V192L140 191L139 193L142 196L140 197V195H138V193L137 194L136 193L133 194L134 193L133 191L132 192H128V191H131V190L127 189V187L129 185H127L126 187L122 186ZM148 182H149V184H148ZM89 183H91V185L87 186V185H89ZM92 183H94V184H92ZM98 185L100 186V188L98 187ZM105 185H107V186H105ZM175 185L178 186V187H175ZM120 186L125 187V188H122V187L118 188ZM147 186H150V188H149L150 190L147 188ZM92 187H93V189H92ZM94 187H96V188H94ZM140 188H141V190H140ZM122 189H123V191H122ZM70 190H73V191L70 192ZM126 190H127L128 193L126 192ZM147 190H149V191H147ZM18 191L20 193L25 191L26 193H25V195H24V193H22L21 195L19 193L18 196L21 197L20 199H22V198H24V199L22 200L23 202L20 201L21 203L17 202L18 203L17 204V203H15L16 202L15 197H17ZM33 191L37 192L36 193V197H37L38 192H40L39 195L43 196V198L47 197V199L42 200V202L44 201L43 203L42 202L40 203V200L43 199V198H40V199L35 198L37 200L33 199L32 202H35V201L37 202L38 201V203H34L35 205L36 204L37 205L32 207L33 204L31 202V200H32L31 196L34 193L32 195H30V194ZM64 191H66V192L64 193ZM87 192H89L90 194L87 193ZM141 192H143V193H141ZM57 193H60V195L57 194ZM99 193L101 194L100 196H99ZM102 193H103V195H105L104 197H103ZM112 193L113 194L116 193L117 196L119 194L118 197L120 198V200L122 199L121 197H122L123 194H124L123 197H125L126 195H127V197H129L128 198L129 200H127L126 197H125V199L123 198L124 202L127 201L126 204H125L126 205L125 206L126 209H124L125 207H124V202L123 201H122L123 202L122 210H121V206H120V204L122 205V203H120L119 205H118V203L116 204V206L118 205V207H120V208H117L115 205L112 206V207H116L115 210H117V209L119 211L121 210L120 212H122L121 214H122V219L123 220L120 221V219H119V221L120 222L123 221L121 223L122 226L120 225V222L118 221V218L119 217L121 218V215L119 217L118 216H113L114 214L112 215V213H114V211H115L114 208H113L112 212H110L111 214H109L108 213L110 211L109 207H107V209L109 211H107L106 208H105V210L102 211V206H100V204H99V203H102V202H100L98 200V203H97V198L101 197L102 199L101 198L100 199L105 204V206L103 204V209L106 206H110L111 207L112 203L114 202V204H115L116 201H112V203H110V202H108L110 200V198L114 197L113 199L117 200V198H115L116 195L112 196ZM73 194H74V196H73ZM94 194H95V198L93 197ZM109 194H111V195L109 196ZM9 195H11V196L9 197ZM22 195H24L25 197H22ZM26 195H27V197H28V195H30V199H29L30 201L26 200ZM69 195H71L74 198H72L70 196L72 198L71 199L69 197ZM77 195H79V196H77ZM89 195L91 197H89ZM106 195L108 196V198H107L108 200L105 199L106 201H104V198L107 197ZM254 195H255V197H254ZM6 196L9 197V198H7ZM66 196L70 200L74 201L76 199L77 202L80 201L79 203L76 202L77 204H80V206H81V204L83 205V202L85 203V200H86L85 198H87L86 203L88 205L84 204L83 206H81V209L79 208L80 207L79 205L78 206L76 205V207H75L76 209L72 208L73 210H79L80 209L78 212H80V211L83 212V207L84 208H85V206L89 207V204H91V206H93V207H94V204H96L95 208L94 209H92L93 207L91 208V210L93 212H91V210L90 211L88 210V213H84L86 215L85 217H84V215L83 216L80 215V214H83V213H79L78 214V212H76V211H74V213L76 212L78 215H80L79 216L80 218H78L75 214L72 216L71 213L73 214V212H72L73 210L70 211V208L74 204L71 201V203H72V205H71L70 200H69L68 204H70L71 206L68 207L66 205V203L64 204L63 200L66 199ZM132 196H137V197H132ZM257 196H260L261 198L260 197L258 198ZM34 197H35V195L33 196V198ZM82 197L84 199L83 202H82V200H83ZM1 198H2V200H1ZM10 198L13 199V200H10ZM92 198L95 199V200H93ZM88 199H89V201H88ZM14 200H15V202H14ZM24 200H26V201H24ZM91 200H93V202L92 203H88V202H91ZM120 200L118 199L117 202H119ZM25 202L28 203V204L26 203L28 205L27 208H25V206H26ZM22 203L25 204L24 208L19 205V204L22 205ZM139 203H142V205L143 204L144 205L147 204L149 207L146 210H148V211L147 212L143 211V210H145L147 205L146 206L143 205L144 206L143 207L142 205L139 206ZM97 204L99 205V208H98ZM150 204H153V205L151 206ZM61 206H64V207H61ZM138 206H139V209L142 208V207L144 208V209L142 208V210H140V213H139V210L137 208ZM208 206L210 208H212V209L210 210V208ZM17 207L22 208V209L21 210L18 209V211H17V209H16ZM90 207H89V209H90ZM134 208H137V210L134 209ZM13 209H16L17 213ZM85 209H84V211H85ZM87 209H86V211H87ZM58 211H61V213H60V214H62L61 216H63V215L64 216L61 217ZM42 212L45 213V216H44V214ZM67 212H70L69 215H68ZM90 212H91V214H90ZM102 212H106V213L100 215V213H102ZM120 212L118 214L116 213L115 215H119ZM34 213L40 215V217L43 216V217H41V219H40V217L38 219H40L42 221L44 219V222H46L45 224H46L47 228L44 225V223H42L40 221L42 223V225H41V223H39V220H38V223H35L37 221V218L36 219L34 218V216H36V215L32 216V214H34ZM52 214L53 215L57 214L59 219H63L64 220V221L62 220L63 223L65 222V220L69 221V222H70V220L71 221L75 220L76 223L74 221L73 222L75 224H78V226L80 225L81 227H83V226L85 227L88 224L87 222L94 221V222L90 223V225L94 224L95 222L98 223L99 220H100V218H99L100 216H102V215L106 216V214H109V215H107L108 219H107V216L104 217V218L107 219V221H105V223H104V219H101V220H103V222H99L98 223L99 230L101 231L102 229H104V231H106L109 228L108 226H110L109 224L110 223L112 224V221H113L112 219H114V217H115L114 220L117 221V223L119 222V225L115 224L116 226H111V228H109L110 230L108 229L106 231L107 232L106 235H104L105 232L103 230H102L103 231L102 234L98 233V236L100 235L99 238H102V239H99L100 241H94V240H98L97 237L94 240H92V241L87 238L86 241H91L90 243H92L93 241L96 242L95 243V247H93L91 249L90 248L91 244H89V242L86 243V241L83 240L85 238L86 233H84V234L82 233L84 236L81 234V232H83L87 227L84 230L80 227L81 228L80 231L79 230L74 231L75 229H77L78 226L72 225V226H76V228L74 229V227H71V222H70V228H72V231H70V233L68 231L67 234L68 233L71 234V232H73L72 234L74 235V237L71 234V236L73 237L72 238L73 240L70 239L71 237L70 238H68V237L66 238V236H67L66 231L63 230L62 225H60L62 222H60L58 218L57 219H55V217L54 218H50L52 216ZM141 214L143 215V218L141 217L142 216ZM46 215H48V216H46ZM97 215H98V217H97ZM110 215L112 217H110ZM124 215H125V217H123ZM146 215H148V216H146ZM28 216H29V219H32L30 221L33 223V225H32L31 222L29 223V221L26 222V223H29V224H23V222L21 223L22 220L28 219L27 218ZM91 216L93 218H96V217L99 218V219H97L98 222L95 221L96 219H94L92 221H88L89 219H91ZM66 217H67V219H66ZM76 217L80 220V222H79V220ZM140 217L143 220L145 218V221H142V219ZM5 218H7L9 220H7ZM16 218H18V220ZM2 219H4V220L1 221ZM48 219L50 221H48ZM52 219H55L56 221L52 220ZM85 219L87 221L86 222L87 224L84 223ZM33 220H34V222H33ZM6 221H8V222L6 223ZM17 221H20V223L17 222ZM53 221H55L56 223H57V221H59L60 224L58 223L57 226L59 225L62 228L59 229L58 228L59 226L56 227V224ZM49 222H50V224H49ZM73 222H72V224H73ZM77 222H79V223H77ZM114 222H113V224H114ZM65 223L67 224L68 222H65ZM65 223L63 224L64 225V229H66L65 228L66 227ZM100 223H103L101 225V227L104 225V228L100 229L101 228L100 227ZM3 225H5V226H3ZM68 225H69V223H68ZM260 225H262V227H260ZM26 226L30 227V228H26ZM137 226H139L138 229H136ZM89 227L90 226H88V228ZM92 227H93V225H91V228L89 229V231L91 230L90 231V233H91L90 237L93 238L94 235L95 236L97 235V232H99V230L97 231V229H96L97 225H96L95 228L93 227L94 231H92L93 230ZM115 227H117V228H115ZM120 227L124 231V232L122 231L123 233L119 232V231H121ZM57 228H58V230H56ZM48 229H50L52 231H49ZM53 229L56 232H58V235H55L56 232H54ZM66 230H68V229H66ZM81 230H83V231H81ZM63 231H64V234L62 233ZM87 231L88 230L86 229V232ZM48 232L50 233V235H49ZM94 232H96V234ZM76 233H80V235L82 236V239L77 241L76 239L81 238V236L80 235L76 236ZM88 233H87L86 236L89 237ZM120 233H122V234L120 235ZM257 234H259V235H257ZM230 235L233 236L234 240L235 239H239L240 244L236 240H235V244L236 245L234 244V242H231V241H234V240H232L233 238ZM50 236H51L52 239L50 238ZM23 237H25V238L23 239ZM235 237H238V238H235ZM63 238H66V239H63ZM92 238H90V239H92ZM254 239L256 240V243H255ZM259 239H261V240L258 242ZM82 240H83V242H82ZM252 240L255 243L254 247H252L253 244H251V243H253ZM98 242H99V244H97ZM229 242L234 244V246H236V247H240V249L242 251L238 248L240 250V252H236L237 248H235ZM50 243L54 244V245L56 244V245L55 246H53V245L49 246ZM64 243H65V245H67V247L64 245ZM93 243H92V245H94ZM60 244H62V245H60ZM238 244H239V246H238ZM63 245L65 247H63ZM102 246L104 247V249H103ZM226 246L228 248L230 247L229 248L230 250L225 249ZM231 246H232L233 250L236 252L235 254H234V251L231 249ZM51 247H53V249H52V251H53L52 253L54 254L53 256H51L52 253L50 254L51 251H49V252L47 251L48 254L45 253L47 248L49 249ZM87 247H88V249H87ZM44 248H46V249H44ZM213 249H214V251H213ZM72 250H73V252H72ZM217 250L218 251L220 250L222 252H220V251L218 252ZM98 251L100 253H98ZM215 251L217 253H215ZM59 252H60V250H59ZM64 253H66V254H64ZM224 253L229 254L230 257L224 255ZM245 253H246V256H244ZM45 254L47 256H44ZM59 254L61 255V252ZM91 254H93V255H91ZM254 254H255V252L253 253V255ZM48 255H50L52 257L51 261H50V259H51L50 256H49L50 259L48 258L49 260L46 258V257H48ZM214 257H216L215 258L216 260H214ZM86 258L87 259L89 258V259L87 260ZM120 258H123L122 259L123 262H122V260ZM84 259L87 260V262ZM95 259H97V262H98V257L96 258V256H95V258L93 260H95ZM104 259L101 258L100 260H103L104 263H106V264H110V263H107ZM38 260H39V262H38ZM210 260H212V261H210ZM114 262H116V263H114ZM127 262H129V263H127ZM98 263H100V262H98Z\"/></svg>",
  "mask_w": 264,
  "mask_h": 264
},
{
  "label": "bare ground",
  "instance_id": "2",
  "mask_svg": "<svg viewBox=\"0 0 264 264\" xmlns=\"http://www.w3.org/2000/svg\"><path fill=\"white\" fill-rule=\"evenodd\" d=\"M35 1V0H34ZM58 1V0H57ZM61 1H63V2H58V4H60V3H64V1L66 2V0H61ZM83 1V0H82ZM90 1V3L92 4L93 2H97L98 3V5L100 4V5H102L103 7H105V8H107V10H109V11H111V12H113V15H116V14H114V12L115 13H117L118 14V17H117V15L116 16H114V17H116L117 19H121L120 21H123V23L124 22H126L125 24L126 25H130V24H134V23H139L140 25H138L139 26V28H137V29H144V27L146 26V25H148V24H146L145 25V21L147 20L146 18V14H145V16L142 14L143 12H142V10H141V14L139 13L140 11H138V14L136 13V10L137 9H133V5H132V3L130 2V0H127L128 1V3H131V4H128V5H132L131 7H129V9L128 8H125L126 10H124V12H122L123 10L121 9V8H115L114 6H115V4H113V2H112V4L113 5H111L109 2H110V0H84V3L86 2H89ZM151 1V0H150ZM153 2H151V3H156V2H158V0L156 1L155 0V2H154V0H152ZM164 1V0H163ZM166 1V0H165ZM164 1V2H165ZM179 1V0H178ZM186 1V0H185ZM188 1V0H187ZM186 1V2H187ZM191 1V0H190ZM189 1V2H190ZM199 1V0H198ZM225 1V0H224ZM230 1V0H229ZM231 1H233V0H231ZM230 1V2H231ZM235 1H239V0H234V2ZM250 1V0H249ZM261 1V0H260ZM29 2V1H28ZM37 2L38 1H36L35 3L37 4ZM39 2H40V0H39ZM38 2V3H39ZM78 2H79V0H78ZM108 2V3H107ZM137 2H139V1H136L135 3H137ZM164 2H162V1H160V3H161V5H162V3L163 4H165V5H169V4H171L172 3V1H166L165 3ZM171 2V3H170ZM179 2H182L180 5H182V4H184L183 2L184 1H179ZM186 2H185V4H186ZM194 2V1H193ZM200 2V1H199ZM205 2H206V0H205ZM229 2V3H230ZM233 2V3H234ZM257 2V1H256ZM262 2V1H261ZM35 3H32V5L33 4H35ZM82 3V2H81ZM80 3V4H81ZM86 3L85 4H83L82 6L80 5V4H77L78 6L80 5L81 7H83L84 5L86 6ZM116 3V2H115ZM135 3H134V1H133V4L135 5ZM159 3V2H158ZM156 4V5H159V4ZM167 3V4H166ZM200 4V3H198V2H195V4ZM219 3H220V0H207V2H206V5H202L203 7H201V8H203L204 10L202 11V9H201V11L202 12H196L195 11V7H194V13L193 14H197V15H199V16H195V17H197V19H195V18H193V19H195V20H188L189 21V23H188V25L190 24V26H192V28L193 29H196L197 31H195V32H197V34L196 33H194V34H196L198 37H197V39L195 40V42L193 43V41L192 40H189L190 42H187V35H188V33H187V31H185V28H184V30H182L181 29V27L180 26H178L180 29H175L173 26H172V23H171V21L170 20H166V21H164V19H166V17H163V15L161 16L158 12H157V10L155 9V11H153V10H151L150 9V7H148L147 5H145L148 9H150L149 10V12L147 11L148 9L146 8L145 9V12L147 13V16H150V14H151V17L153 18L152 20H157V22H155L156 23V26H157V29L156 30H152L151 31V29H153L152 28V25H151V28H149V31H151V32H149L148 30L146 31L147 33L146 34H144V37H145V35H146V38H149V39H147V40H149L148 42L151 44L152 42H151V40L153 41V49L152 50H149L148 51V55H150L151 56V59L149 60V61H145V63H144V61H143V63L142 62H140V64L142 63V64H144V65H148L147 67H148V69H149V67L150 68H154V69H152V70H155L154 72L153 71H150L151 69H149V72H153V74L152 75H155V77H153V76H151L152 78L150 79L151 80V82H153V78H154V82L153 83H150L151 84V86L152 85H156L155 87H153V90H154V93H157V96H159L160 97V99L162 100L164 97H163V95L164 94H162V92L164 93H167V96L169 97L168 98V100L170 99L171 101H172V105H173V107H174V109L176 110V112H177V114L176 115H178V117H179V119L181 120V121H179L178 123L180 124V126H178L179 124L177 123V121L179 120H177V117H176V125L178 126V128L180 129V127H181V129H186V130H188L187 131V133H185L186 135H185V138L187 139V137H188V139H190V140H192V141H190V140H187L186 142H187V144H189L190 142H193L192 144L190 143V145H188V146H191L192 145V150H193V148L197 145V143L196 142H199L197 139H195V136L197 135V133H195V132H189L190 130L189 129H187V126H186V124H188V121H189V119H188V117H190V115H191V110L192 109H195V108H199V106H201V100H200V98L202 97V94L204 95L203 96V99L205 98V93H203V91L205 90V85H206V83L208 82V84H211L212 85V83H213V81L215 80L216 81V83H214L212 86H214V88H216L215 86L217 85L218 87H219V89L221 88V86H224V87H226V88H223V90L224 89H226L225 90V92L223 91V90H220L219 91V95H217V93L215 94L217 97L215 98V100L213 101V98H212V100L209 102L210 103V107H211V110H212V108L214 107V109H216V111H217V113H219L218 111H221V112H223V113H226L227 112V110H229L228 109V107H230L231 108V112H232V109H233V113H231V114H234V115H237L238 114V112H236V110H237V105H236V93H237V91L238 90H236V89H234V91L236 90V93L235 92H233V90H232V86L233 85H231V87H228V84L231 82H235L234 81V79H236V77L238 78V76H237V74H238V71L237 70H239V68H240V71L243 69V70H245L244 69V67L246 66H244L243 67V65H244V63H242V61H244L245 62V64H247L248 62H250L249 61V59H248V57H245V58H243V60H242V58H241V56L239 57V55H238V57L239 58H241V62H239L240 64L242 63V65H240V67L238 66L237 67V62H236V59H239L238 57L235 59V56L237 55V54H235V56H233L234 55V53H235V50H234V53L232 52V49H233V46L234 45H232V43L234 42L233 40V42L231 41V36H230V34H231V28L233 27V24H232V26L230 25V24H228V22L227 21H225V19L226 18H224V17H222V15H223V13H225L224 11H226V9L224 10V11H222V13L220 14L219 12H221V8H219L217 5H219ZM221 3H224V2H222V0H221ZM220 3V4H221ZM232 3V2H231ZM232 3V5H230V7L231 6H234L235 5V7H237V5H238V3L239 2H235L234 4ZM246 3V2H245ZM56 4H57V2H56ZM55 4V5H56ZM57 4V5H58ZM71 4V5H70ZM117 4V3H116ZM138 4H140L139 6H141V5H143V4H141V3H137V5ZM173 5H174V3H172ZM185 4H184V6H185ZM205 4V3H204ZM240 4V3H239ZM251 4V3H250ZM254 4H255V2H254ZM257 4V3H256ZM31 5V6H32ZM69 6H71L70 7V10L69 11H67V12H65L66 11V9H63V10H61V9H57V8H54L55 10L57 9V11H56V13L55 14H58L59 16H55L54 17V15L53 14H49V13H47L46 15H47V17L48 18H52V16L54 17V18H52V20H50V21H52L51 23H53V21H55V26L52 28V31L51 32H42V36L39 34L38 35V37L39 36H41V40H39V41H37L36 39L37 38H33L35 35H34V33H37V30H36V32H33V37L32 36H30V35H32V32H29L30 33V35H28V36H26V38L28 39V40H26V41H33V42H31V43H37V44H35V45H37V46H41V44H44V41H42V40H46L47 38L45 37V36H47L48 38L50 37V41H49V44H50V50L48 51V50H45V51H48L49 53L48 54H50L51 55V53L53 54L54 52H55V54L56 53H58L59 55H60V53H61V55H62V59H57L56 61H55V56L54 57H52V56H50V55H47V53H45V51L43 52V54L45 55V56H47V57H49V58H53L54 59V61L53 62H46L45 60H43L44 58H43V54L41 53V54H39V56L40 55H43V56H41V58H42V60L40 61L39 60V56H33V58H31V60H33L34 59V61L33 62H26L25 61V56H27V58H30V57H28V55H24L23 54V51H21L22 53H20V55L22 56L21 57V60H22V62H18V64H20L22 67L21 68H26V66L27 65H25V64H28V66H27V68H26V72L28 73V71L29 70H32V69H35L34 71H32V73L33 72H35L36 71V73L38 74V77H37V79L38 80H35L34 78V76L35 75H37L36 73H35V75L34 74H32V75H30L29 73L26 75V74H24V75H20L19 77H20V79L18 80L17 78H18V76L15 78L14 76H13V78H15V80H18L17 82H18V85L16 84V85H12V87L14 86H18V87H15L16 89H18L20 86L19 85H21V83H28L27 81H31L32 80V84H34V82H35V84L37 83V84H39V85H41V86H39V88H40V90L41 91H43V89H49V88H47L48 87V85L49 86H51L50 88H52L51 89V92L50 93H52V92H54L53 90H54V88L56 89V92L58 93L59 91H58V89L60 88L61 90H62V88H63V90L62 91H65L66 89H69L70 87H68V88H66V86H69L68 84H70L71 82H73V84L75 83V81L77 82V81H79L80 83H81V85H82V88L81 89H83V91L81 90L80 92V94H79V92L77 93V95L79 94V97L78 98H75L74 100L72 99L71 101H70V105H67L68 103V101L66 102H64L65 103V105H67V106H65L63 103V105L65 106V107H67L66 109L63 107V105L62 106H60L61 108L63 107L65 110H63V108L61 109V111H66V113H72V114H77L78 112H79V110H80V108H81V106H83V105H85V106H87V107H89V109H92V107H94V104H96L97 106H98V104L100 105V106H103V108L105 109V113H103V115H101L102 117L99 119V121H97L96 122V124H95V126L97 125V124H99V125H103L104 127H113V126H116V125H118V124H120L121 123V121H123V123L122 124H125L124 125V132H123V134L121 135H119L118 133H114V134H111V138H112V135H113V139L115 140V144H117V145H115V144H113L112 143V145L110 146V145H108V146H110V148L109 149H111V147H113L114 146V148H112V149H115L116 148V146L117 147H120V145H122L121 146V148H120V150L118 149V148H116V154H120V156H121V154H122V151L121 150H123L122 149V147L124 148L126 145H128V144H130L131 142L133 143L135 140H138L139 142L141 141L140 139H142L140 136H138L137 138H136V136L137 135H139V134H137L140 130H142V132L143 131H145V133H144V137H145V139H146V143H151V142H148L149 141V139H150V134H151V132H153L154 131V128H153V131H149L151 128V126H160L161 125V122H162V117H164L165 115H164V113H163V110L165 111V114L166 113H169L168 111L166 112V106L168 105L167 103H164L163 101H161V100H159V98H157L158 100V102H157V104L156 105H154L153 104V106H156V108H154V107H152V108H154L155 109V111L154 110H150V114H147V119L148 120H146V122L145 121H142L140 118H142V117H144L146 114L145 113H147V112H145L144 114H143V116L141 117L140 115H142V112H140V114L137 116V118H135V120L134 119H132V118H126V117H124V113L125 112H128V110H129V108H130V102H129V95L131 94H127L126 96H125V92H129V90H127V91H124V88H125V90L127 89L126 88V86L127 85H125L124 86V80H126L127 78L129 79V76L127 77V78H124V77H126L127 75H124V73L126 72V71H128V69L126 70V69H124V68H126V67H124V62H121V61H123V59L121 58V61L119 60V58L121 57L120 55H121V53L119 52L120 50H118V48L119 47H121L120 46V44L121 45H123L124 47H126V48H128L127 47V45H124L125 43L124 42H128V37H130L129 36V34H128V32H127V29L125 30V28L123 29V28H121L120 27V25L118 24V23H115L116 21L115 20H113L112 18H111V16L109 15V14H106L103 10L102 11H100L99 13H97V9H94V13H93V16L96 18L95 20H97V17H98V21H97V23L96 24H92V22H90V23H88L87 22V18H85L84 16L85 15H83L82 14V12L81 11H79V10H74L73 8H72V3H69L68 4ZM97 5V6H98ZM128 5H127V7H128ZM176 5V4H175ZM223 5H225V4H223ZM227 5V7H228V5L229 4H226ZM29 6V5H28ZM73 6H75V5H73ZM90 6H92V5H90ZM89 6V4H88V7H90ZM94 6V5H93ZM96 6V5H95ZM196 6V5H195ZM218 7L219 9H220V11L217 13V11L219 10L218 8H215V7ZM220 6V5H219ZM239 6V5H238ZM246 5H244V7H242V9L240 8H237V10L239 11H237V15H238V19H237V26H238V28L237 27H235L236 29H238L239 30V34L240 33H242V36L244 35V33H247L248 31H246L248 28L250 29V26H253L254 25V23L256 22V20H258L259 19V17H260V15L258 14V10H259V8L257 9V11H251V12H245L246 10V7L247 8H249L248 7V5L245 7ZM252 6V5H251ZM258 6H260V4L258 5ZM56 7V6H55ZM75 7H77V6H75ZM141 7H143V6H141ZM164 7V6H163ZM169 7V8H168ZM168 7H164V8H168V10L166 11V12H170L169 10H170V6H168ZM179 7V6H178ZM186 7V6H185ZM189 7L193 10V6L191 7L190 6V4H189ZM199 7V6H198ZM221 7V6H220ZM224 7H226V6H224ZM226 7V8H227ZM255 7V6H254ZM99 8V7H98ZM163 8V9H164ZM180 9H183V8H181V7H179ZM179 8H177V6H176V9L177 10H173V9H175V8H172L171 9V12L170 13H172V15H173V19H177V23H180V21L181 20H184L185 18L183 17V16H185L186 14H184V11L182 12L181 10H178ZM217 9V11H216V13H215V11H213V10H215V9ZM245 8V9H244ZM84 9V8H83ZM153 9V8H152ZM188 8H186V10H187ZM191 9L189 10V12H193V11H191ZM198 11L200 10V9H198V8H196ZM87 10V9H86ZM105 10V9H104ZM121 10V12H118V11H120ZM185 10V11H186ZM233 10V9H232ZM244 10V11H243ZM32 11H33V9H32ZM30 12L32 15H31V18L29 17V19H37V17H38V15H40L41 17H39L38 19H43L42 18V16L44 15L43 13L41 14L40 12H38V10H36V9H34V11L33 12H37V13H39V14H35V13H33V12ZM74 11L75 12V14H74V12L72 13V12ZM88 11H89V9H88ZM91 9H90V16H91ZM99 11V10H98ZM247 11H249V10H247ZM57 12H59V13H57ZM62 12V13H61ZM87 12V11H86ZM96 12V13H95ZM104 12V13H103ZM227 12V11H226ZM232 12V11H231ZM77 13V14H76ZM227 13H229V12H227ZM226 13V14H227ZM260 13V12H259ZM33 14H34V16H33ZM61 14V15H60ZM87 14V13H86ZM94 14H97V16H95ZM168 15H169V13H167ZM182 14H183V16H182ZM218 14H220V15H218ZM37 16V17H36ZM47 17H46V19H47ZM57 17H58V19H57ZM94 17H93V19H94ZM183 17V18H182ZM187 17H189L188 15H187ZM186 17V18H187ZM230 17V16H229ZM231 17H233L232 15H231ZM231 17L229 18V19H231ZM182 18V19H181ZM228 18V17H227ZM54 19V20H53ZM86 19V20H85ZM91 19H92V17H91ZM144 19H146V20H144ZM178 19H180V21L178 20ZM188 19V18H187ZM190 19V18H189ZM235 19V18H234ZM233 19V20H234ZM95 20H93V21H95ZM144 20V21H143ZM61 21H65L64 23H62ZM113 21H115V22H113ZM119 21V22H120ZM142 21L144 22V25L143 24H141L142 23ZM151 20L149 19V22H150ZM176 21V20H175ZM185 21H187V20H185ZM262 21V20H261ZM147 22H148V20H147ZM183 22V21H182ZM181 22V23H182ZM232 22V21H231ZM233 22H235V20L233 21ZM49 23V22H48ZM101 23V24H100ZM121 23V22H120ZM128 23V24H127ZM262 23V22H261ZM97 24H99L98 25V27L96 26ZM183 25H184V22L182 23ZM186 24V23H185ZM235 24H236V22H235ZM263 24V23H262ZM45 24L43 23V26H44ZM96 26V29L95 30H92L93 29V26ZM231 26V28H230V26ZM138 26H136V27H138ZM142 26H144V27H142ZM264 26V25H263ZM44 27H46V25L44 26ZM42 28L43 29V31H44V29L45 28ZM122 27H123V25H122ZM135 27V28H136ZM140 27H142V28H140ZM147 27V26H146ZM183 27V26H182ZM264 28V27H263ZM34 29V28H33ZM40 29V28H39ZM145 29H147V28H145ZM188 29H190L189 27H188ZM234 29V28H233ZM236 29L234 30V31H236ZM248 29V30H249ZM261 29V28H260ZM24 30V29H23ZM49 29H46V31H48ZM191 30V29H190ZM50 31V30H49ZM129 31V30H128ZM233 31V30H232ZM263 31V30H262ZM27 32V34H29L28 33V31H26ZM26 32H24L25 34H26ZM130 32V31H129ZM138 32V31H137ZM188 32H190L191 33V31H189L188 30ZM237 32V31H236ZM259 32V31H258ZM257 32V33H258ZM125 33H127V34H125ZM256 33V34H257ZM38 34V33H37ZM44 34H46L45 36H43ZM262 34H264V33H262L261 32V34H260V36H263ZM51 35V36H50ZM125 35V36H124ZM131 35V37H130V40H132V39H134V36H133V34H130ZM138 36H139V34H137ZM191 35H193V33H191ZM190 35V36H191ZM23 36V35H22ZM32 38V40L30 39V37ZM123 36L124 37H127L126 39V41H124L125 39L123 38ZM190 36H189V38H190ZM238 36V35H237ZM239 36H241V34L239 35ZM258 36H259V33H258ZM258 36H257V38H258ZM24 37V36H23ZM29 37V38H28ZM45 37V38H44ZM195 37V36H194ZM244 37V36H243ZM248 37V36H247ZM250 37V36H249ZM123 38V39H122ZM132 38V39H131ZM138 37H135V39L137 40V43H136V40H134L135 41V44H134V42H133V46L131 45V47L132 48H135V49H137V51L139 50V52L141 53L142 52V55H143V52H144V49H143V51H141L142 50V48H143V46L142 45H144V44H142L141 43V45H140V42H139V40H141V39H137ZM232 38H233V36H232ZM235 38V37H234ZM255 38V37H254ZM256 38V39H257ZM262 38V37H261ZM21 39V38H20ZM30 39V40H29ZM256 39H254L255 40V43H257L258 42V40H256ZM264 39V38H263ZM2 40V39H1ZM24 40V39H23ZM24 40V41H25ZM47 40H49V39H47ZM194 40V39H193ZM248 40V39H247ZM36 41V42H35ZM42 41V42H41ZM124 41V42H123ZM133 41V40H132ZM142 41H144L143 39H142ZM10 42V41H9ZM17 42V41H16ZM15 42V43H16ZM38 42L39 43H41V44H38ZM123 42V43H122ZM145 42V41H144ZM191 42H192V44H191ZM232 42V43H231ZM248 42V41H247ZM260 42V41H259ZM261 42H263V40L261 41ZM260 42V43H261ZM1 43V42H0ZM8 43V42H7ZM26 43V42H25ZM47 43V42H46ZM139 43V45H137ZM190 43V44H189ZM250 44L252 43L251 41L249 42ZM10 44V43H9ZM11 44H13V42L11 43ZM27 44V43H26ZM127 44V43H126ZM132 44V43H131ZM244 45H245V43H243ZM242 44V45H243ZM3 45V44H2ZM14 45V44H13ZM12 45V46H13ZM47 45H48V43H47ZM136 45L137 46H139V47H136ZM145 45H146V43H145ZM144 45V48L145 49H147V48H149L148 46H145ZM260 45V44H259ZM263 45V44H262ZM262 45H260V46H256L255 45V47H257L258 48V52L257 53H259L260 52V54H262L263 52H262V50L264 51V48L262 47ZM5 46V45H4ZM3 46V47H4ZM11 45H10V48L12 47ZM15 46H16V48H15ZM15 46H13L16 50H17V52H18V49H19V51H20V48L23 50V48L19 45V43L17 42V44H15ZM39 46V47H40ZM152 46V45H151ZM247 46V45H246ZM246 46H245V49H246ZM251 46H252V44H251ZM264 46V45H263ZM17 47H18V49H17ZM28 47H29V45H28ZM33 46H31L30 47V49H32L33 50V48H32ZM131 47H130V49H131ZM142 47V48H141ZM253 47V46H252ZM4 48H7V46L6 47H4ZM42 48V47H41ZM125 48V49H126ZM257 48H256V50H257ZM29 49V50H30ZM35 49V48H34ZM39 49V48H38ZM121 49L122 50H124V48H122L121 47ZM150 49V48H149ZM249 49V47L247 48V50ZM148 50V49H147ZM147 50H145V52H147ZM251 50H252V48H251ZM260 50V51H259ZM31 51V50H30ZM34 51V50H33ZM37 51V50H36ZM125 51V50H124ZM126 51H128V50H126ZM13 52V51H12ZM144 52V53H145ZM244 53H245V51H243ZM262 52V53H261ZM14 53V52H13ZM34 53V52H33ZM120 53V55H118ZM233 53V54H232ZM256 53V52H255ZM36 54V53H35ZM38 54V53H37ZM146 54V53H145ZM145 54H144V56H145ZM146 54V55H147ZM4 55H6V53H4ZM60 55V56H61ZM126 55V54H125ZM128 55H130V53L128 54ZM140 55V54H139ZM147 55V56H148ZM245 55V54H244ZM250 55V54H249ZM253 55V54H252ZM258 55L259 54H256V57H258ZM31 56V55H30ZM44 56V57H45ZM122 56H123V51H122ZM131 56V55H130ZM141 56V55H140ZM146 56V57H147ZM246 56H247V54H246ZM262 56V55H261ZM261 56H260V59H261ZM25 57V58H24ZM32 57V56H31ZM119 57V58H118ZM143 57V56H142ZM149 57V56H148ZM251 57V56H250ZM20 58V57H19ZM124 58V57H123ZM126 58H128L129 59V57H126ZM127 59V60H128ZM248 59V60H247ZM251 59H253V57L251 58ZM36 60H38V61H36ZM131 60V59H130ZM257 60H259V59H257ZM10 61V60H9ZM51 61H52V59H51ZM238 61V60H237ZM239 61H240V59H239ZM254 61V60H253ZM260 61V60H259ZM264 61V60H263ZM13 62V61H12ZM191 62H192V64L195 66H193L192 64H191ZM196 62V63H195ZM197 65H195V64ZM31 64V65H30ZM139 64V66H141ZM191 64V65H190ZM254 64H255V62H254ZM7 65H9V63H7ZM4 66V69H6V70H8V69H10L9 67L11 66V65H13V64H11V65H9V66ZM25 65V66H24ZM136 65V64H135ZM249 65V68L251 69V68H253L254 69V67H251V65H250V63L249 64H247V66ZM33 67L32 69H29V68H31V67ZM192 66V67H191ZM6 67V68H5ZM20 67V66H19ZM135 67V66H134ZM138 67V66H137ZM146 66H144V68H145ZM146 67V68H147ZM8 68V69H7ZM13 68V70L12 71H14L15 70V68L14 67H12ZM127 68H129L128 66H127ZM143 68V69H144ZM20 69V68H19ZM130 69V68H129ZM248 69V68H247ZM261 69H262V67H261ZM1 70V69H0ZM11 70V69H10ZM9 70V71H10ZM22 70V69H21ZM126 70V71H125ZM243 70L241 71V72H243ZM252 70V69H251ZM255 70V69H254ZM5 71V70H4ZM15 71H17V70H15ZM18 71H20V70H18ZM24 71H25V69H24ZM239 71V72H240ZM263 71H264V69H263ZM1 72V71H0ZM20 72H22V71H20ZM130 72V71H129ZM7 73H9V72H7ZM15 73V72H14ZM126 73H128V72H126ZM252 73H255L254 71H249V70H247L246 71V76H244V73L242 74V73H240V74H242L241 75V77L243 78V80H246L247 79V81L248 82H245V81H243L244 83H247V84H249V82H250V85H247V87L246 88H249V90L252 88V90H254V92H256V93H254V92H252V90H250V93H251V95L254 93V95H252L253 96V99H254V101L253 102H255L254 103V105L256 106V104L257 105H261L260 103H259V101H261V99H259V97L260 96H257L258 94V90L256 91L255 89H253V87L252 86H254L255 84H257V83H254V81H255V79H253L252 78ZM261 73V72H260ZM151 74V73H150ZM262 74V73H261ZM28 75H30V79H29V76ZM34 75V76H33ZM264 75V74H263ZM262 75V78L264 77ZM6 76V75H5ZM244 76V77H243ZM1 77L3 78L4 76H3V74L1 73ZM1 77H0V80H1ZM22 77V78H21ZM149 77V76H148ZM26 78H28V79H26ZM32 78V79H31ZM6 80H4V78L1 80V82L4 80L5 82L6 81H8L7 79L8 78H5ZM34 79V80H33ZM258 79V78H257ZM260 79V78H259ZM11 80H14V79H11ZM130 80V79H129ZM148 80V79H147ZM242 80V79H241ZM260 80H263V79H260ZM3 81V82H4ZM29 81V82H30ZM36 81H43L47 86H45V85H42V84H40L41 82H36ZM127 81V80H126ZM214 81V82H215ZM219 83H218V82ZM13 81H11V83H12ZM225 82H226V84H225ZM236 82H238L237 80H236ZM242 82V81H241ZM243 82H242V84H243ZM256 82V81H255ZM258 82H259V80H258ZM13 83H16L15 81L13 82ZM154 83H156V84H154ZM222 83H224V84H222ZM254 83V84H253ZM32 84H30V86L32 85ZM37 84H36V86H37ZM216 84V85H215ZM219 84V85H218ZM222 84V85H221ZM241 84V85H242ZM227 85V86H226ZM244 85V84H243ZM242 85V86H243ZM246 85V84H245ZM5 86V89L6 90H8L7 88H10L11 89V87H10V84H8V86L7 85H4ZM4 86H3V89L2 90H5L4 89ZM6 86H7V88H6ZM24 86V85H23ZM30 86H28V87H30ZM43 86V87H42ZM46 88H45V87ZM70 86H71V84H70ZM129 86H131V85H129ZM150 86V85H149ZM210 86V85H209ZM229 86H230V84H229ZM249 86H251V87H249ZM256 86V85H255ZM254 86V87H255ZM0 87H2V85L0 86ZM27 87V86H26ZM65 87V88H64ZM80 87V86H79ZM128 87V86H127ZM218 87L216 88L217 90H218ZM234 87V86H233ZM237 88H238V86H236ZM36 88H38V87H36ZM38 88V89H39ZM129 88V87H128ZM214 88H213V90H214ZM230 89V90H232V91H230V90H228L227 91V89ZM256 88V87H255ZM258 88V87H257ZM259 88H261L260 87V85H259ZM35 89V88H34ZM38 89H36V90H33V88L32 89H30V88H28V90H26L24 93H22V92H20V93H18L17 95L19 96V94H22V95H25L26 97H28L29 98V100H30V98H35V99H33L34 101H36V99L40 96L39 95V93H40V91L38 90ZM78 89V88H77ZM1 90V89H0ZM6 90H5V92H6ZM11 90H14V88L13 89H11ZM10 90V91H11ZM38 90V91H37ZM46 90V91H47ZM74 91H75V88L73 89ZM164 90V91H163ZM211 90H212V88H211ZM211 90H208V91H211ZM212 90V91H213ZM216 90V91H217ZM242 90H243V88H242ZM248 90V91H249ZM9 91V90H8ZM46 91H44V94H45V92ZM211 91V92H212ZM223 91V92H222ZM11 92H13V91H11ZM10 92V93H11ZM222 92V93H221ZM0 93H2V92H0ZM7 93V92H6ZM9 93V94H10ZM49 93V94H50ZM72 93H73V91H72ZM148 93H149V91H148ZM147 92H146V94L145 95H149V94H152V93H149L148 94ZM210 93V92H209ZM213 93V92H212ZM221 93V94H220ZM260 93V92H259ZM46 94H48V91L46 92ZM48 94V95H49ZM53 94V93H52ZM11 95V94H10ZM17 95H15V96H17ZM51 95V94H50ZM211 95V94H210ZM239 95V94H238ZM243 95H244V93H243ZM255 95H256V97H255ZM17 96V97H18ZM38 96V97H37ZM44 96V95H43ZM73 96V95H72ZM75 96V95H74ZM144 96V95H143ZM161 96L163 97V98H161ZM165 96V95H164ZM241 96V95H240ZM23 96H21V98H22ZM52 97V96H51ZM126 97H128V98H126ZM131 97V96H130ZM13 98H16V97H13ZM12 98V99H13ZM19 98L20 97H18V99L17 100H19ZM20 98V99H21ZM28 98H26V99H28ZM54 98V97H53ZM69 98V97H68ZM151 98H153V95H152V97ZM255 98H258V102L255 100ZM261 98V97H260ZM3 99H5V98H3ZM7 99V98H6ZM5 99V100H6ZM26 99H21L20 101H23V103H25L26 101H29V100H26ZM128 99V100H127ZM132 99V98H131ZM149 99V98H148ZM166 99V98H165ZM240 99V98H239ZM32 99H31V101H33ZM153 100H155V98L153 99ZM152 100V101H153ZM200 100V101H199ZM0 101H2V99H0ZM73 101V102H72ZM133 101V100H132ZM150 101V100H149ZM156 101V100H155ZM170 101V102H171ZM36 102H38V101H36ZM43 103H44V101H42ZM62 102V101H61ZM154 102V101H153ZM160 102H163V103H160ZM166 102V101H165ZM200 102V103H199ZM211 102H212V105H211ZM19 103H21V102H19ZM133 103V102H132ZM241 103H242V101H241ZM240 103V104H241ZM8 104V103H7ZM41 104V103H40ZM152 104V103H151ZM167 104V105H166ZM200 104V105H199ZM4 105H6V104H4ZM16 104L14 103L13 105H10V106H12V107H14ZM22 105V104H21ZM21 105L20 106H15L16 108H19V107H21ZM41 105H43V104H41ZM136 105V104H135ZM135 105H134V103H133V105H131V106H133V109L135 108L136 109V107H135ZM166 105V106H165ZM229 105V106H228ZM231 105V106H230ZM232 105H236L237 107H235V106H232ZM239 105V104H238ZM10 106H7V109H5L4 107V110H9L8 109V107H10ZM54 106H56V105H54ZM96 106V107H97ZM152 106V105H151ZM151 106L149 105V107L147 108V109H150L151 108ZM164 106V107H163ZM169 106V105H168ZM209 106V105H208ZM218 106V107H217ZM245 106V105H244ZM247 106V105H246ZM249 106V105H248ZM251 106L252 105H250L249 106V110H250V108H251ZM12 107H10L11 109H13ZM31 107V106H30ZM57 107V106H56ZM95 107V108H96ZM162 107H163V110H161L162 109ZM216 107V108H215ZM234 107V108H233ZM38 108V107H37ZM42 108V106H40V108H38V109H41ZM50 108V107H49ZM52 108H54V107H52ZM98 108V107H97ZM166 110H165V109ZM197 108V109H198ZM201 109H202V107H200ZM199 108V109H200ZM239 108V112H240V107H238ZM247 110L246 111H244V113L246 112L247 114H249L248 112H249V110H248V107H245ZM244 108V109H245ZM252 108H253V106H252ZM251 108V109H252ZM256 108H257V110H256ZM256 108H253L252 110H251V112L253 113L252 114V117L251 118H256V117H254L255 115H254V113L255 112H253V111H259V108L260 107H256ZM22 109V108H21ZM99 109V108H98ZM138 109V108H137ZM146 109V110H147ZM169 109V108H168ZM198 109V110H199ZM200 109V110H201ZM14 110V109H13ZM17 110V109H16ZM53 110V112H56V110L55 109H52ZM55 110V111H54ZM87 110V109H86ZM93 110V109H92ZM103 110V109H102ZM197 110V111H198ZM210 110V111H211ZM38 111V110H37ZM45 111V110H44ZM82 111H83V109H82ZM104 111V110H103ZM144 111V110H143ZM206 111V110H205ZM88 112V111H87ZM87 112H85L86 113V115H87ZM95 112V111H94ZM201 112V115H202V113H203V110L202 111H200ZM219 113V114H217V115H222L223 113ZM260 113H261V109H260V111H259ZM40 113V112H39ZM51 113V112H50ZM57 113V112H56ZM65 112L62 114V119H63V117H64V119H66L68 116H70L69 114H68V116H66L65 117V114H66ZM85 113L83 114V115H85ZM199 113V112H198ZM5 114H7V113H4L3 114V116H5ZM34 114V113H33ZM38 114V113H37ZM41 114V113H40ZM80 114V113H79ZM89 114H93V111H90V113ZM193 114V113H192ZM240 114H241V112H240ZM245 115L246 117L245 118H247L248 117V115ZM2 115V114H1ZM0 115V116H1ZM30 115H32V114H30ZM29 115V116H30ZM34 115H36V114H34ZM55 114L53 113V115L51 114V115H49V114H47V116L49 117V116H51V117H55L54 116ZM64 115V116H63ZM129 115V114H128ZM128 115H126V116H128ZM136 115V114H135ZM167 115V114H166ZM250 115H251V113H250ZM249 115V116H250ZM21 116V115H20ZM20 116H18L19 118H20ZM28 116V114H27V117L25 116H23V122H24V120L26 119H28V120H30L29 117ZM33 116V115H32ZM39 116H41V115H39ZM38 116V117H39ZM46 116V117H47ZM59 116V115H58ZM77 116V115H76ZM89 115H87V117H88ZM162 116V117H161ZM169 116V115H168ZM220 116H219V118H214L213 119V122H214V120H215V123H216V121H218L216 124H218L220 121L218 120V119H220ZM239 117L241 116V115H238ZM14 117H16V116H14ZM14 117L11 119V121H13L14 120ZM17 117V118H18ZM22 117V116H21ZM42 117V116H41ZM47 117V118H48ZM50 117V119H48V122H49V120H54L53 118H51ZM57 117V116H56ZM90 117V116H89ZM195 117V116H194ZM213 117V116H212ZM218 117V116H217ZM224 117H225V114H224ZM223 116H222V120L224 121V119L226 120L227 119V117H225L224 118ZM260 117V116H259ZM2 118V117H1ZM9 118H10V116H9ZM34 118H35V116H34ZM86 118V117H85ZM98 118V117H97ZM138 118L140 119V120H138ZM193 117L191 116V119H192ZM196 118V117H195ZM194 118V119H195ZM237 117H235V119H236ZM241 118V117H240ZM257 118H258V116H257ZM7 119V118H6ZM16 119V118H15ZM22 119L20 120L21 122H22ZM40 118H38V120H39ZM57 119V118H56ZM137 119V120H136ZM144 119V118H143ZM146 119V118H145ZM144 119V120H145ZM168 119H170V118H168ZM198 119H200V121H203V120H201V117H198V115H197V120ZM234 119V120H235ZM238 119V118H237ZM236 119V120H237ZM250 118H247V120L248 121H250V123H251V125H252V127H254L253 125H255V124H252L253 122H252V120L253 119H250ZM17 120V119H16ZM19 120V119H18ZM38 120H36L37 121V123H35V124H39L40 126H42L44 123H42V125H41V122H42V120L40 121L39 120V122L40 123H38ZM44 120V119H43ZM47 120V119H46ZM196 120V119H195ZM221 120V121H222ZM241 120V119H240ZM246 120V119H245ZM255 120V119H254ZM253 120V121H254ZM11 121H10V119H9V122L11 123ZM20 121H18V122H20ZM63 121H65V120H63ZM74 121V120H73ZM140 121V122H139ZM141 121H142V123H141ZM171 121V120H170ZM199 121V122H200ZM229 121V117H228V120H226L225 121V123L222 125V123L220 122L219 124H221V126L222 127H220V125L218 126L217 125V127H215V125L216 124H212V125H214V127L212 128V129H215L214 131L215 132H213V133H215V134H218V138L219 139H222L223 138V140L222 141H224V138L225 139H227L226 138V136H227V134L224 132V130H225V127L226 128H228L229 126H230V124H226V122H228ZM257 121H259L258 119H257ZM257 121L255 120V122L257 123ZM261 121V120H260ZM14 123L13 124H15V123H18V122H15V121H13ZM33 122V121H32ZM44 122H45V120H44ZM47 122V123H48ZM79 122H82V121H79ZM79 122H77L78 123V125H79ZM137 122H139V124H137ZM189 122H191V121H189ZM231 122H233V121H231ZM10 123H4L5 125H10ZM26 123V122H25ZM34 123V122H33ZM192 123H193V121H192ZM195 124H197V125H199L196 121L194 122ZM202 125L204 124V122H200ZM229 123V122H228ZM235 123V122H234ZM236 123H237V121H236ZM235 123V124H236ZM238 123H239V121H238ZM259 123V122H258ZM13 124H12V127H13ZM23 124V123H22ZM21 124V125H22ZM1 125L2 126H4L2 123H1ZM1 125H0V127H1ZM19 125V123L16 125V127ZM49 125V124H48ZM65 125H66V123H65ZM73 125V124H72ZM226 125V126H225ZM229 125V126H228ZM237 125V126H236ZM235 126L236 127H238L239 125H242L241 124V122H240V124H236ZM248 125V124H247ZM251 125H249L250 127H251ZM260 125V124H259ZM34 127H33V129L35 130H31V129H29V128H31L32 126H30V127H28V129L30 130H28L29 132H27V135L29 134H32L31 135V141H35L36 139H37V135L35 134V133H37L36 132V130L37 131H39V128H41L40 126H38V125H33ZM38 126V127H37ZM44 126V125H43ZM42 126V130H43V127ZM169 126H171V124L169 125ZM194 126V125H193ZM223 126H225V127H223ZM228 126V127H227ZM248 126V127H249ZM257 126V125H256ZM5 127H7V126H4V128ZM10 128H11V126H9ZM9 127H8V129H9ZM51 127V126H50ZM74 127V126H73ZM75 127H76V125H75ZM74 127V128H75ZM196 127H198V126H196ZM195 126H194V128H196ZM212 127V126H211ZM236 127H235V129H236ZM258 127V126H257ZM3 128V130H2V128L0 129V131L2 130V132H3V135H5L7 132H5V134H4V130L6 131L7 130V128H5L4 129ZM14 128H15V126H14ZM14 128H11V130L13 129L14 130ZM20 128H21V126H20ZM19 128V129H20ZM36 128H38V129H36ZM49 128V126L45 129V131L47 130ZM52 128H55V127H52ZM77 128H78V132H79V129H80V126H77L75 129L77 130ZM117 128V127H116ZM116 128H115V130L114 131H116ZM150 128V129H149ZM158 128V127H157ZM157 128H155V129H157ZM160 128V127H159ZM216 128H224L223 130H221V131H223L224 132V134H226L225 135V137L223 136L222 137V133L221 132H219L220 131V129H216ZM230 128H232V126H230L229 127V129ZM242 128H243V125H242ZM69 129H71V128H69ZM68 129V130H69ZM73 129V128H72ZM106 129V128H105ZM122 129V128H121ZM162 129V128H161ZM160 129V130H161ZM180 129V131L183 133V131ZM203 129V128H202ZM212 129H211V134H212ZM239 128H237V130H238ZM241 129V128H240ZM244 129H246V128H244ZM252 128H250L249 130L251 131L250 133H249V135H251V133H252V130H253V134H254V132L256 131L255 130V128H253L252 130H251ZM258 129H259V127H258ZM11 130H9L10 132H12ZM15 130H17L16 128H15ZM42 130H41V132H42ZM67 130V131H68ZM74 130V129H73ZM72 131V133H70L71 134V136H75V132H76V135H77V131ZM97 130H99V127L97 128ZM102 130H104V129H101V130H99L100 132L99 133H102L101 131ZM111 130V129H110ZM117 130H118V128H117ZM120 130V129H119ZM160 130H159V132L158 133H162V132H160ZM198 130V129H197ZM204 130V129H203ZM228 130V129H227ZM231 130V131H230ZM228 132H231V133H233L232 132V129H230ZM242 131H243V129H241ZM9 131H8V133H9ZM34 131V132H33ZM156 131H158V130H156ZM163 133L165 132V127L163 128ZM170 131H172L171 129H170ZM192 131V130H191ZM17 132V131H16ZM33 132V133H32ZM60 132V131H59ZM107 132V131H106ZM150 133V134H147V133ZM185 132V131H184ZM199 132V131H198ZM201 132V131H200ZM204 132V131H203ZM217 132V133H216ZM238 132H240V130L238 131ZM154 133V132H153ZM157 132H156V136H157V134H158ZM166 133V132H165ZM177 133V132H176ZM182 133L180 134V136H182ZM206 133V132H205ZM243 133V132H242ZM242 133H240L242 136H243V134ZM10 134V133H9ZM37 134H39V132L37 133ZM60 134H61V132H60ZM63 134V133H62ZM62 134H61V136H62ZM72 134H74V135H72ZM206 134H208V132L206 133ZM220 134V135H219ZM228 134H230V133H228ZM2 135V134H1ZM7 135V134H6ZM141 135V134H140ZM159 135V134H158ZM163 135L164 134H162V139L163 138H165V137H167L166 135H164L165 137H163ZM192 135V137H190ZM232 134H230V136H231ZM234 135V134H233ZM237 135V134H236ZM235 135V136H236ZM36 136V137H35ZM39 136V135H38ZM64 136V135H63ZM70 136V135H69ZM96 137H97V135H95ZM105 136V135H104ZM204 136V135H203ZM219 136H221V137H219ZM11 137V136H10ZM10 137H8V138H6V140L7 139H9ZM80 137V136H79ZM83 138H84V135L82 136ZM152 137H153V134H152ZM157 137H159V136H157ZM183 137H184V135H183ZM213 137H214V135H213ZM2 138H4V136H2ZM15 138V137H14ZM32 138L34 139V140H32ZM74 138V137H73ZM109 138V137H108ZM108 138H107V140H108ZM138 138H140V139H138ZM182 138V137H181ZM234 138V136L232 137V139ZM243 138V137H242ZM248 138H249V136H248ZM250 138L252 139V137L250 136ZM0 139H1V136H0ZM13 139V138H12ZM12 139H10V140H12ZM16 139V138H15ZM70 139H72V137H70L68 140H70ZM77 139V138H76ZM102 139V138H101ZM100 139V140H101ZM157 139V138H156ZM162 139H159L160 141H162ZM166 139V138H165ZM169 138H167V141H165L164 140V144H166L167 143V146H169L170 144H168V142L170 143V141L168 140ZM194 139V140H193ZM203 139V138H202ZM207 139H208V137H207ZM215 139V138H214ZM217 139V138H216ZM231 139V140H232ZM234 139H236V137L234 138ZM5 140V141H6ZM9 140V141H10ZM91 140V139H90ZM107 140H105L104 139V141L106 142ZM112 140V139H111ZM148 140V141H147ZM177 140V139H176ZM197 140V141H196ZM206 140V139H205ZM218 140V139H217ZM215 141V142H218V141ZM246 140V139H245ZM249 140V139H248ZM2 141V139L0 140V142ZM3 142V143H7V142ZM8 141V142H9ZM14 141V140H13ZM20 141V140H19ZM31 141L30 142H28V143H31ZM45 141V140H44ZM85 141V140H84ZM103 141V139L101 140V141H98L99 143H96V146L97 147H95L94 146V148H98V146L100 147V146H104V144L103 143H105ZM110 141V140H109ZM155 141H157V140H155ZM194 141H196L195 143L196 144H194ZM220 141V140H219ZM221 141V142H222ZM233 141V140H232ZM240 141H241V143H242V141L243 140H241L240 139ZM12 142V141H11ZM10 142V143H11ZM69 142V141H68ZM78 142V140H76V143ZM100 142H102V143H100ZM136 142V141H135ZM134 142V143H135ZM142 142H144V141H142ZM142 142H140V143H142ZM166 142V143H165ZM182 142V141H181ZM189 142V143H188ZM229 143V141L228 140H226V142H224L223 143V147H224V145H227L228 143ZM234 142H237V140L235 141L234 140ZM248 142V141H247ZM34 143V142H33ZM75 143V141L74 142H72V147H73V144ZM75 143V144H76ZM78 143H80L81 144V142L79 141ZM77 143V144H78ZM137 143V142H136ZM154 143V142H153ZM158 143H159V141H158ZM183 143H184V141H183ZM219 143V142H218ZM218 143H216V145L218 144ZM225 143H227V144H225ZM231 143V142H230ZM240 143V144H241ZM8 144V146L10 145L9 143H7ZM14 144H16V143H14ZM18 144H19V142H18ZM18 144H16L17 145V147L19 148V145ZM75 144H74V147L72 148V149H74L75 148ZM80 144H78V148H77V150L79 149V146H80ZM126 144V145H125ZM160 144H163V143H161L160 142ZM186 144V145H187ZM202 144V143H201ZM219 144H221V143H219ZM217 145V146H220V145ZM235 144V143H234ZM233 144V145H234ZM237 144V143H236ZM5 145V144H4ZM3 144H2V146L3 147H7V148H1V149H3V150H0V153H2V151H4V150H6V149H8V151H9V149L12 147V145L13 144H11L9 147L6 145V146H4ZM15 145V146H16ZM30 145V144H29ZM32 145V144H31ZM84 145V144H83ZM124 145V146H123ZM172 145V144H171ZM208 145H209V147H210V144L208 143ZM232 145V146H233ZM2 146H0V147H2ZM27 146H28V144H27ZM33 146V145H32ZM85 146H87V145H84L83 147H80V149H83L82 151H83V153H82V151H80L83 155L84 154H86L87 155V151L86 150H84V148H85ZM91 146V144L89 143V147ZM164 146V147H163ZM161 145V148L162 149H164L165 151H166V153H169L168 151H170V149L169 150H167V148H171V146L170 147H165L166 145ZM202 146V145H201ZM227 146H229V144L227 145ZM235 146V145H234ZM17 147H15V148H17ZM21 147V146H20ZM89 147H86L85 149H87V150H89L88 151V155H91L90 154V149H89ZM203 147V146H202ZM208 147V148H209ZM230 147V146H229ZM13 148H14V145H13ZM22 148V147H21ZM21 148H19V152H22L23 153V151L21 150ZM91 148V147H90ZM102 148V147H101ZM101 148H99V149H101ZM107 148V147H106ZM126 149H127V147H125ZM133 148V147H132ZM131 147H130V149H132ZM149 148V147H148ZM160 148V149H161ZM166 148V149H165ZM173 148H174V145H173ZM173 148H171L172 150H173V154H174V152L176 151H174V149ZM197 148V146L195 147V151L197 150L196 149ZM23 149V148H22ZM63 149V151L65 152H62L61 151V149H60V151L58 152V154L57 153H55V157H57V158H55V157H53V158H55V160L56 159H61V157L62 156H68V155H72L73 153H72V149L69 147V148H67L66 147V149H68L69 151L67 152L64 148H62ZM99 149H97V150H99ZM112 149H111V151H112ZM128 149H129V147H128ZM130 149L128 150V151H130ZM139 150H143L142 148L140 149V148H138ZM159 149V150H160ZM191 149V148H190ZM72 150V151H71ZM97 150H95V153H96V151ZM107 150V149H106ZM105 150V151H106ZM120 152H119V151ZM151 150V149H150ZM192 150H190L191 151V153H192ZM205 150V149H204ZM212 150V149H211ZM71 151V152H70ZM85 151V152H84ZM108 151V150H107ZM125 151H127V150H125ZM137 151V149H135V151L134 152H136ZM152 151V150H151ZM165 151H163L164 153H165ZM195 151L193 150V156H197L198 155V151L195 153ZM5 152V151H4ZM4 152H3V156L5 155H9V152H10V154H12L11 153V150L9 151V152H7V150H6V153L7 154H4ZM18 152V153H19ZM64 154H62V153ZM69 152H70V154H69ZM98 152V151H97ZM124 152V151H123ZM134 152L132 153L133 155H134ZM66 153H67V155H66ZM72 153V154H71ZM81 153H80V156H79V158H81V159H83V158H85L86 157V159L88 160V158L90 159V156H88V158H87V156L86 155H82V157H81ZM152 153V152H151ZM154 153H155V151H154ZM170 153H171V155H173L172 154V151H170ZM169 153V154H170ZM178 153H180V152H178ZM178 153H176V154H178ZM207 153V152H206ZM115 154V153H114ZM116 154H115V156H116ZM123 154H125V152L123 153ZM132 154L130 155L131 157H132ZM146 154V153H145ZM215 154V153H214ZM117 155V156H118ZM142 155V154H141ZM152 155V154H151ZM170 155V156H171ZM179 155V154H178ZM208 155V154H207ZM0 156L2 157V154H0ZM61 156V157H60ZM73 156V155H72ZM105 156V155H104ZM107 156V155H106ZM108 156H110V155H108ZM116 156V157H117ZM129 156V157H130ZM137 156H140L139 154L137 155ZM0 157V159H2ZM9 157H11V156H9ZM103 157V156H102ZM112 157V156H111ZM128 157V158H129ZM154 156L152 155L151 156V158H153ZM176 157H177V155H176ZM198 157H199V155H198ZM8 158V157H7ZM52 158V159H53ZM63 158V157H62ZM96 158H98V157H96ZM120 158V157H119ZM118 158V159H119ZM121 158H122V156H121ZM146 158V157H145ZM145 158H143V160H141L142 162H144V159ZM173 158H174V156H173ZM178 158H180L179 156H178ZM177 158V160H179ZM195 158V157H194ZM11 159V158H10ZM65 159H67V158H65ZM98 159H103V161L105 162V158L103 157V158H101V157H99ZM97 159V160H98ZM105 159V160H104ZM114 159H115V157H114ZM123 159H125L124 157H123ZM142 159V158H141ZM147 159V158H146ZM145 159V160H146ZM77 160V159H76ZM87 160H84L83 159V161L84 162H88ZM93 160H95V158L93 159ZM147 160H151L150 158L149 159H147ZM181 160V159H180ZM3 162H1V163H6V161L5 160H2ZM82 161V160H81ZM82 161V163H84ZM96 161V160H95ZM111 161V160H110ZM114 161V160H113ZM138 161H140V160H138ZM153 161V160H152ZM61 162V161H60ZM72 162V161H71ZM103 162V163H104ZM146 162H148V161H146ZM154 162V161H153ZM156 162V161H155ZM30 163H32V162H30ZM34 163L35 162H33L32 164L34 165ZM73 163V162H72ZM75 163V162H74ZM78 163V162H77ZM92 163V162H91ZM36 164V163H35ZM98 165H100V162H98L97 163ZM147 164H149V163H146L145 164V166H144V168H140V169H142V170H140V173L142 172L143 173V171L144 170H148V168L146 167L147 166ZM96 165V164H95ZM118 165V164H117ZM151 165V164H150ZM193 165V164H192ZM76 167L75 168H77V165H75ZM83 166H84V164H83ZM101 166L103 167V164H102V162H101ZM104 166H105V163H104ZM115 166V165H114ZM120 166V165H119ZM125 166V165H124ZM88 167V166H87ZM100 167V166H99ZM117 167V166H116ZM146 167V168H145ZM187 167V166H186ZM193 167V166H192ZM263 167V166H262ZM91 168V167H90ZM89 168V169H90ZM93 168H94V166H93ZM92 168V173H93V170L95 171V168L93 169ZM114 168V167H113ZM150 168V167H149ZM154 168V167H153ZM110 169H111V166H110ZM144 169V170H143ZM151 169V168H150ZM150 169H149V172H150ZM77 172H78V170L77 169H75ZM139 169H137V171H138ZM80 171V170H79ZM117 171H118V174H117ZM122 171V170H121ZM134 170L132 169V172H133ZM137 171L135 172V173H137ZM113 173H110V174H114V176L115 177H113V178H115V179H112V175H110V176H107V175H105V176H102V177H105V179L107 178L108 179V187H111V186H109V184L110 185H112L114 182H115V180L117 181V179L124 173L123 171V173L121 174L120 173V170H115V171H112ZM116 172V173H115ZM131 172V170L129 171V173ZM149 172H147V173H149ZM89 173H91V172H89ZM91 173V174H92ZM95 173V172H94ZM119 173H120V176H119ZM134 173V172H133ZM138 173H139V171H138ZM139 173V175H137L138 177L141 175ZM145 173V172H144ZM152 173V172H151ZM154 173V172H153ZM132 174V173H131ZM150 174V173H149ZM182 174H184V173H182ZM261 174H262V172H261ZM81 175V174H80ZM88 176H89V174H87ZM118 175V176H117ZM129 175L130 174H128V176H127V174L125 175V173H124V176L122 177V180L123 179H125V177H126V179L127 180H129L127 177H129ZM133 175V174H132ZM143 175V174H142ZM144 175H146V174H144ZM148 175V174H147ZM87 176V177H88ZM91 176V175H90ZM88 177V178H91V177ZM153 176V175H152ZM183 176V175H182ZM181 176V177H182ZM260 177V175H257V178H259ZM85 177V176H84ZM83 177V178H84ZM109 177V178H108ZM117 177V178H116ZM133 177H134V180H135V176L133 175ZM142 177L144 178L145 176H140L139 177V179L141 178V180H142ZM149 177V176H148ZM155 177V176H154ZM186 177V176H185ZM82 178V179H83ZM87 178V179H88ZM111 178V179H110ZM121 178V177H120ZM257 178H256V180H257ZM86 179V178H85ZM97 179V178H96ZM100 180L99 181H97V183L99 184V185H101V186H103L104 185V183H106L105 182V180H104V182H102L103 180H101V178H99ZM148 179V178H147ZM146 179V181H148ZM149 179H151V178H149ZM152 179H154V178H152ZM186 179V178H185ZM260 179V180H259ZM257 181H259L258 182V185L260 186L261 185V183H263L264 184V174H262V176L259 178ZM110 180H114V181H110ZM119 181L118 182H120V180L121 179H118ZM121 180V181H122ZM126 180V181H127ZM131 180V179H130ZM129 180V181H130ZM134 180H132V181H134ZM143 180H145V179H143ZM155 180V179H154ZM80 181L81 180H79V183H80ZM86 181V180H85ZM84 181V182H85ZM94 181V180H93ZM124 182H126L125 180H123ZM140 180H138V182H139ZM146 181H144L143 183V186L146 184ZM185 181V180H184ZM256 181V182H257ZM77 182V184H79L78 183V180L76 181ZM84 182H82V184L84 183ZM101 182H102V184H101ZM112 184H111V183ZM128 182V181H127ZM136 182V181H135ZM137 182V183H138ZM142 182V181H141ZM117 182H115L114 184H116ZM134 182H132L131 184H122V182H121V184H122V186H127V185H129L128 187H127V189L128 190H131V191H128V192H134L135 190L136 191H138V187L136 188V189H134V190H132L133 189V186L134 187H136L135 185L137 184H133ZM140 183V182H139ZM179 183V182H178ZM76 184V183H75ZM74 184V185H75ZM92 184H94V183H92ZM117 184H119V183H117ZM148 184H149V182H148ZM182 184V183H181ZM257 184V183H256ZM262 184V185H263ZM87 185V184H86ZM91 185V183H89V185H87V186H90ZM98 185V187L100 188V186ZM133 185V186H132ZM177 185V184H176ZM175 185V187H178V186H176ZM105 186H107V185H105ZM122 186H120V187H118V188H121ZM131 186V187H130ZM79 187V186H78ZM86 187V186H85ZM125 187H122V188H125ZM140 187V186H139ZM91 188V187H90ZM94 188H96V187H94ZM105 187L103 186L102 187V189H104ZM117 188V187H116ZM117 188V189H118ZM147 188L149 189L150 188V186H147ZM23 189V188H22ZM21 189V190H22ZM77 189V188H76ZM92 189H93V187H92ZM91 189V190H92ZM105 189H107V187L105 188ZM116 189V190H117ZM143 189V188H142ZM261 189V188H260ZM260 189L258 190V191H260ZM120 190V189H119ZM140 190H141V188H140ZM150 190V189H149ZM149 190H147V191H149ZM256 190V188L254 187V190H253V192H254V194L255 195H264V194H262V193H259L257 190ZM71 191H73V190H70V192ZM122 191H123V189H122ZM144 191V190H143ZM146 191V190H145ZM66 191H64V193H65ZM69 192V191H68ZM76 192V191H75ZM80 192V191H79ZM78 192V193H79ZM126 192H127V190H126ZM127 192V193H128ZM140 192V191H139ZM139 192H137L138 193V195H140V197L142 196ZM259 194H258V193ZM19 191H18V193H17V197H15V199H16V202H15V200H14V202L15 203H19L20 201L21 202H23L22 200L24 199V198H22V199H20L21 197H19L18 195H19ZM22 193H24V195H25V191L24 192H22ZM22 193H20V195L22 194ZM34 193V194H33ZM36 193L37 192H32L30 195H32L31 197V202L33 201V199H35V198H37V199H40V198H43V196H41V195H39L40 194V192H38V194H37V197H36ZM51 193V192H50ZM87 193H89V192H87ZM125 193V192H124ZM136 192H134L133 194H135ZM136 193V194H137ZM141 193H143V192H141ZM145 193V192H144ZM257 193V194H256ZM10 194V193H9ZM57 194H59L60 195V193H57ZM81 194V193H80ZM90 194V193H89ZM97 194V193H96ZM108 194V193H107ZM132 194V193H131ZM24 195H22V197H25ZM30 195H28V197H27V195H26V200L28 201L29 199H30ZM35 195V197L33 198V196ZM68 195V194H67ZM82 195V194H81ZM101 194L99 193V196H100ZM102 195H103V193H102ZM111 194H109V196H110ZM113 195H116V197L115 198H117V200H114L113 198L114 197H112V198H110V200L108 201V202H110V203H112V201H116V203L114 204V202L112 203V205H111V207L112 206H116V204L118 203V205L120 204V203H122V205L120 204V206H121V210H122V207H123V202H124V199H125V197L127 198V200H129L128 198L129 197H127V195L125 196V197H123L124 196V194L122 195V199L120 200V198L118 197L119 196V194H118V196H117V194L116 193H112V196ZM129 195V194H128ZM255 195H254V197H255ZM11 195H9V197H10ZM40 196V197H39ZM71 195H69V197H70ZM73 196H74V194H73ZM77 196H79V195H77ZM105 195H103V197H104ZM107 196V195H106ZM130 196V195H129ZM260 196H257L258 198L260 197ZM7 197V196H6ZM9 197H7V198H9ZM13 197V196H12ZM39 197V198H38ZM72 197V196H71ZM70 197V198H71ZM89 197H91L90 195H89ZM88 197V198H89ZM94 198H95V194H94V196H93ZM132 197H137V196H132ZM139 197V196H138ZM72 198H74V197H72ZM71 198V199H72ZM76 198V197H75ZM85 198V197H84ZM101 197H98L97 198V203H98V200L100 201V202H102V203H99L100 204V206H102V211L103 210H105V208H106V210L107 211H109L108 209H107V207H109L110 208V211L108 212L109 214H111L110 212H112V210H113V208H114V210L116 209V207L117 208H120V207H118V205L116 206V207H110V206H106V207H104V209H103V204H104V202L100 199ZM108 198V196L107 197H105L104 198V201H106V200H108L107 199ZM257 198V199H258ZM261 198V197H260ZM18 199V200H17ZM37 199H35V200H37ZM45 199H47V197L46 198H43V199H41L40 200V203L42 202V200H45ZM67 199V200H66ZM66 199L65 200H63L64 201V204L66 203V205L69 207V206H71L72 205V203L74 204V205H72L71 206V208H70V211H72L73 209L72 208H75L76 207V205L78 206H80V204H77V203H79L80 201V199L78 200L79 202H77L76 201V199L73 201V200H70V199H68V197L66 196ZM82 199H83V197H82ZM86 200H87V198H85ZM91 199V198H90ZM93 199V198H92ZM106 199V200H105ZM118 199L121 201H119V202H117L118 201ZM1 200H2V198H1ZM10 200H13V199H11L10 198ZM26 200H24V201H26ZM34 200V201H35ZM69 200H70V203H71V201H72V203H71V205L70 204H68L69 203ZM86 200H85V203L83 202L84 201V199L82 200V202H83V205L84 204H87L86 203ZM93 200H95V199H93ZM93 200H91V202H88V203H92L93 202ZM259 200V199H258ZM261 200V199H260ZM262 200H264V199H262ZM30 201V200H29ZM68 201V202H67ZM88 201H89V199H88ZM123 201V202H122ZM20 202V203H21ZM44 202V201H43ZM42 202V203H43ZM75 202V203H74ZM77 202V203H76ZM81 202V203H82ZM127 202V201H126ZM126 202H124V207L126 206L125 204H126ZM264 202V201H263ZM17 203V204H18ZM27 202H25V204H26ZM34 203H38V201L36 202H32V207H34V206H36ZM95 203V202H94ZM93 203V204H94ZM143 203V202H142ZM142 203H139V206H141L142 205ZM1 204V203H0ZM25 204H23L22 203V205L21 204H19L21 207H23L24 208V206H25ZM28 204V203H27ZM26 204V206H25V208H27V205ZM92 204V205H93ZM214 204V203H213ZM262 204V203H261ZM3 205V204H2ZM9 205V204H8ZM12 205V203L10 204V206ZM82 204H81V206H83ZM88 205V204H87ZM95 205L96 204H94V207L93 206H91V204H89V207H90V209H89V207H86L85 206V208L87 209V211H86V209L83 207V212L82 211H80V212H78L80 209H81V206L78 208L79 210H73L72 212H73V214L71 213V215L73 216L74 214L78 217V218H80L79 216L80 215H84V217L86 216L84 213H88V210L90 211L91 210V208L92 209H94L95 208ZM107 205V204H106ZM144 205V204H143ZM142 205V206H143ZM147 205V204H146ZM146 205H144V206H146ZM151 206L153 205V204H150ZM1 206V205H0ZM10 206H1V207H3V208H8V207H10ZM19 206V207H20ZM40 206V205H39ZM42 206V205H41ZM49 206V205H48ZM47 206V207H48ZM66 206V207H67ZM97 206H98V208H99V205L97 204ZM104 206H105V204H104ZM139 206L137 207L138 208V210H139V213H140V210H142V208L144 207H142V208H140L139 209ZM150 206V207H151ZM15 207V206H14ZM19 207H17L16 209H17V211H18V209H22V208H19ZM31 207V208H32ZM61 207H64V206H61ZM149 206L147 205V207L145 208V210H143L144 212H147L148 210H146L147 208H148ZM209 207V206H208ZM2 208V209H3ZM6 208L4 209V210H6ZM12 208V207H11ZM101 208V207H100ZM137 208H134V209H136L137 210ZM210 208V207H209ZM216 208V207H215ZM214 208V209H215ZM1 208H0V211L2 210ZM10 209V208H9ZM16 209H13L14 211H16ZM64 209V208H63ZM76 209V208H75ZM84 209H85V211H84ZM124 209H126V207L124 208ZM144 209V208H143ZM212 208H210V210H211ZM12 210V211H13ZM66 210V209H65ZM120 210V211H121ZM9 211V210H8ZM11 211V210H10ZM17 211H16V213H17ZM74 211H76V212H78V214L79 213H83V214H80V215H78L76 212L74 213ZM106 211V212H107ZM116 211V212H115ZM114 211V213H112V215L113 216H120L121 215V218L119 217L118 218V221H119V219H120V221L121 220H123L122 219V212H120L118 209L117 210H115ZM120 212V214L119 215H115L117 212ZM22 212V211H21ZM39 212V211H38ZM59 212V214L61 213V211H58ZM91 212H93L92 210H91ZM91 212H90V214H91ZM106 212H102V213H100V215L101 214H104V213H106ZM118 212V213H119ZM128 212V211H127ZM19 213V212H18ZM43 213V212H42ZM57 213V212H56ZM68 213V215H69V213L70 212H67ZM117 213V214H118ZM1 214V213H0ZM44 214V216H45V213H43ZM109 214H106V216L107 215H109ZM124 214V213H123ZM143 214V213H142ZM141 214V215H142ZM33 215H36V216H34V218L36 219L37 218V221L35 222V223H38V220H39V223H44V225L46 226V222H44V219H43V221L42 220H40L41 219V217H43V216H41L40 217V215H38V214H32V216ZM62 214H60V216H61ZM99 215V216H100ZM46 216H48V215H46ZM57 214L56 215H53L52 214V216L50 217V218H54L55 217V219H59V217L57 216ZM64 216V215H63ZM63 216H61V217H63ZM96 216V215H95ZM94 216V217H95ZM103 216V215H102ZM100 216L99 218H100V220H99V222H103V220H101V219H104V223H105V221H107V219H108V216H107V219L106 218H104V217H106V216ZM140 216V215H139ZM146 216H148V215H146ZM40 217V219H38ZM68 217V216H67ZM67 217H66V219H67ZM76 217V218H77ZM97 217H98V215H97ZM93 218L92 216H91V219H89L88 221H92V220H94V219H96L95 221H97V219H99V218ZM102 217V218H101ZM110 217H112L111 215H110ZM123 217H125V215L123 216ZM142 218H143V215L141 216ZM140 217V218H141ZM25 218V217H24ZM28 219H24V220H20L21 221V223L23 222V224H29L31 221L30 220H32V219H29V216L27 217ZM69 218V217H68ZM77 218V219H78ZM93 218V219H92ZM117 218V217H116ZM141 218V219H142ZM5 219H7V218H5ZM15 219V218H14ZM17 220H18V218H16ZM55 219H52V220H55ZM70 219V218H69ZM82 219V218H81ZM114 219H115V217H114ZM114 219H112L111 221H112V224L110 223L109 225L110 226H108L109 228H111V226H116V225H119V222L117 223V221H115ZM4 219H2L1 221H3ZM7 220H9V219H7ZM13 220V219H12ZM46 220V219H45ZM63 219H59V221L60 222H62L61 224H60V222L59 221H57V223L55 222V221H53L55 224H56V227H58L57 226V224L59 223L60 225H62V227H63V230H65L66 231V234H67V232L69 231V233H70V231H72V228H70V222H71V227H74V229L76 228V226H78V224H75L76 222H75V220H70V222L69 221H66L65 220V222H68L69 223V225H68V223L66 224L65 222V228L66 229H68V230H66V229H64V223H63V221H62ZM79 220V219H78ZM117 220V219H116ZM16 221V220H15ZM20 221H17V222H19L20 223ZM29 221V223H26V222H28ZM41 221V222H40ZM48 221H50L49 219H48ZM75 223H74V222ZM85 222L84 223H86L87 221H86V219L84 220ZM116 223H115V222ZM142 221H145V218H144V220L142 219ZM5 222V221H4ZM8 221H6V223H7ZM33 222H34V220H33ZM72 222H73V224H72ZM79 222H80V220H79ZM79 222H77V223H79ZM92 222H94V221H92ZM92 222H87L85 225V227L83 228V227H81L80 225L77 227V229H75L74 231H77V230H79L80 231V229L82 228L83 230L86 228L88 231L86 232V229L83 231V230H81V231H83V232H81V234L83 233H86V235H87V233H88V235H89V237L88 236H86L85 235V238L83 239L84 241H86L87 240V238L89 239V240H94L96 237L98 238V240H94V241H100L99 239H102V238H99L100 237V235L98 236V233L99 234H102V232L104 231V229H102V228H104V225L101 227V225L103 224V223H100V229H102L101 231L99 230V225H98V223H94V224H91V225H93V227L95 228L96 227V225H97V227H96V229H97V231L99 230V232H97V235L95 236L94 234V237L92 238V237H90V231H89V229L91 228V225H90V223H92ZM113 222H114V224H113ZM123 222V221H122ZM122 222H120V225H121V223ZM5 223V224H6ZM32 223V222H31ZM42 223H41V225H42ZM48 223V222H47ZM52 223V222H51ZM144 223V222H143ZM142 223V224H143ZM49 224H50V222H49ZM108 224V223H107ZM116 224V225H115ZM31 225V224H30ZM32 225H33V223H32ZM31 225V226H32ZM72 225H76V226H72ZM95 225V226H94ZM227 225V224H226ZM1 226V225H0ZM3 226H5V225H3ZM24 226V225H23ZM52 226V225H51ZM69 226V227H68ZM88 226H90L89 228H88ZM122 226V225H121ZM55 227V228H56ZM61 226H59L58 228L60 229V228H62ZM81 227V228H80ZM93 227H92V229H93ZM118 227V226H117ZM117 227H115V228H117ZM133 227V226H132ZM260 227H262V225H260ZM26 228H30V227H27L26 226ZM46 228H47V226H46ZM54 228V229H55ZM58 228L56 229V230H58ZM106 228V227H105ZM108 228V229H109ZM114 228V227H113ZM112 228V229H113ZM139 228V226H137V228L136 229H138ZM53 229V230H54ZM107 229V230H108ZM120 229H121V231H119V232H122L123 230H122V228L120 227ZM119 229V230H120ZM49 231H52V230H50V229H48ZM106 230V231H107ZM110 230V229H109ZM259 230V229H258ZM62 231V230H61ZM78 231V232H79ZM92 231H94V229L92 230ZM106 231H104L105 233H104V235H106L107 234V232ZM261 231V230H260ZM54 232H56L55 230H54ZM53 232V233H54ZM96 232H94L95 234H96ZM101 232V233H100ZM111 231H109V233H108V239H106L105 241L106 242H108V243H106V244H108V246H106L105 244V253H102V249H99V251L101 252H99L98 251V253H100L102 256L104 255V254H106V255H108L107 254V250H109V243H110V239H111V242H113V241H116L115 242V244L117 243V241L119 242V240H116V239H118L119 237H118V235H119V233L117 234L116 232L114 233L115 235H112L111 233H110ZM124 232V231H123ZM122 232V233H123ZM259 232V231H258ZM49 233V232H48ZM57 233V234H56ZM55 233V235H58V232H56ZM63 234H64V231L62 232ZM67 234V236H66V238L68 237V238H70V239H72L73 237H74V235L72 234L73 232H71V234H72V236H71V234ZM122 233H120V235L122 234ZM52 234V233H51ZM78 234V235H77ZM82 234V235H83ZM109 234H111L112 235V237L110 236V239H109ZM49 235H50V233H49ZM48 235V236H49ZM69 235V236H68ZM80 235V233H76V236H79ZM117 235V238L116 237H114V236H116ZM257 235H259V234H257ZM81 236V235H80ZM84 236V235H83ZM92 236V235H91ZM121 236H123L124 237V234L123 235H121ZM231 236V235H230ZM106 237V238H107ZM123 237L121 238V239H123ZM232 238H233V236H231ZM264 237V235L262 236V238ZM25 237H23V239H24ZM50 238H51V236H50ZM66 238H63V239H66ZM90 238H92V239H90ZM114 238V239H113ZM116 238V239H115ZM119 238V239H120ZM231 238V239H232ZM235 238H238V237H235ZM261 238V239H262ZM52 239V238H51ZM76 239V238H75ZM80 239H82V236H81V238H79V239H76L77 241L78 240H80ZM120 239V240H121ZM261 239H259L258 240V242L261 240ZM54 240V239H53ZM73 240V239H72ZM83 240H82V242H83ZM113 240V241H112ZM232 240H234V238L232 239ZM237 242H239V244H240V241H239V239H235ZM235 240L234 241H231V242H234V244H235ZM255 240V239H254ZM62 241V240H61ZM76 241V242H77ZM91 241H86V243H88L89 242V244H91L92 245V243L94 242H92V243H90ZM104 241V242H105ZM103 242V241H102ZM252 242L253 243H251V244H253L252 245V247H254V245H255V243H256V240H255V243H254V241L252 240ZM54 243V242H53ZM81 243V242H80ZM80 243L79 242H77V243H75V242H73L72 244H75L76 246H78V247H74V246H72V244H68L69 245V247H67V245H65V243H64V245L67 247V249L66 248H64L65 249V252H66V250H70L71 249V246L72 247H74V248H72L73 250L75 249V251L73 252V250H72V252L74 253V255H78V253H77V248L79 249L80 248V252H81V250L82 249H84L83 247H80V246H82V245H80ZM85 243V244H86ZM95 243L96 242H94L93 244L94 245H90V248L92 249L93 247H95ZM230 243V242H229ZM67 244V243H66ZM77 244H79V245H77ZM88 244V245H89ZM97 244H99V242L97 243ZM96 244V245H97ZM102 244V243H101ZM110 244H112V243H110ZM230 244H232V243H230ZM229 244V245H230ZM234 244H232L233 246H234ZM239 244H238V246H239ZM258 244H260V246H255V251H254V249H252V256H254V258H252L251 260L254 262H252L251 261V264L253 263V264H264V239L263 240H261V243L259 242ZM51 245H53V246H55L54 244H51L50 243V245L49 246H51ZM60 245H62V244H60ZM63 245V247H65ZM87 245V246H88ZM118 245V244H117ZM228 245V246H229ZM236 245V244H235ZM58 246V245H57ZM48 247V246H47ZM61 247V246H60ZM103 247V246H102ZM227 247V246H226ZM225 247V249H228V250H230L228 247L226 248ZM235 248H237V251L236 252H240V247H236V246H234ZM55 248H56V250H58V252H59V250H60V252H61V255L57 252V251H55L54 249H53V247H51V248H47V250H46V252L45 253H47V251L49 252V251H51L50 252V254L54 251V252H56L58 255L56 256V258L58 259V260H56L55 259V257L53 256L54 254L52 253V255L51 256H53V260H55L56 261V263H57V261L59 262V259H61V258H58V257H64V256H62L63 254H62V251H64V249L63 250H61V249H59V246H58V248L55 246ZM62 248V247H61ZM106 248H107V250H106ZM234 248V249H235ZM240 250H239V249ZM242 248V247H241ZM44 249H46V248H44ZM52 249H53V251H52ZM87 249H88V247H87ZM103 249H104V247H103ZM215 249V248H214ZM214 249H213V251H214ZM231 249L233 250V248H232V246H231ZM77 250V251H76ZM98 250V249H97ZM236 250V249H235ZM83 251V250H82ZM91 251V250H90ZM95 251V250H94ZM107 251V252H106ZM218 251V250H217ZM220 251V250H219ZM218 251V252H219ZM234 251V250H233ZM242 251V250H241ZM77 254H76V253ZM220 252H222V251H220ZM235 251H234V254L236 253ZM249 252V251H248ZM255 252V254L253 255V253ZM55 253V254H56ZM83 253V252H82ZM215 253H217L216 251H215ZM48 254V253H47ZM64 254H66V253H64ZM67 254H68V251H67ZM67 254L65 255V258L67 257V259H65L66 261H64V263L66 264L67 262H69V261H71L72 262V259H74V261L76 260V257L75 256H72L73 254H68V255H70V256H72L73 258L71 259V260H69L68 261V257L69 256H67ZM93 254L96 256V258L98 257V262H100V263H98L97 262V259H95V260H93L94 258H95V256H94V258L92 257V256H89V258L90 259H92V260H90L89 262L91 263V264H106V263H104V261L103 260H100L101 258L102 259H104L100 254L98 255L96 252L94 253L93 252ZM93 254H91V255H93ZM243 254V253H242ZM82 254H80L79 256H81ZM84 255V254H83ZM98 255V256H97ZM224 255H226V256H229L230 257V255L229 254H226V253H224ZM223 255V256H224ZM44 256H47L46 254L44 255ZM50 255H48V257H46L47 259L49 258L50 259V257H49ZM79 256H77V258H79ZM205 256V255H204ZM235 256V255H234ZM244 256H246V253H245V255ZM251 256V257H252ZM75 257V258H74ZM82 257V256H81ZM92 257V258H91ZM100 257V258H99ZM104 257H105V255H104ZM228 257V258H229ZM71 257H69V259H70ZM84 258V257H83ZM82 258V259H83ZM88 258V259H89ZM109 258V255L107 256V258H105L106 260ZM216 257H214V260H216L215 259ZM222 258V257H221ZM246 258V257H245ZM48 259V260H49ZM87 259V258H86ZM87 259V260H88ZM104 259V260H105ZM121 260L123 259V258H120ZM237 259V258H236ZM47 260V261H48ZM52 260V257H51V259H50V261ZM52 260V262L51 263H49V264H52V263H54L55 261H53ZM64 259H61L60 260V262L61 261H63ZM80 260V259H79ZM78 260V261H79ZM85 260V259H84ZM87 260H85L86 262H87ZM105 260V261H106ZM109 260V259H108ZM213 260V259H212ZM212 260H210V261H212ZM213 260V261H214ZM238 260V259H237ZM46 261V260H45ZM49 261V262H50ZM77 261V260H76ZM103 261V262H102ZM109 261H111V260H109ZM109 261H106L107 263H110ZM226 261V260H225ZM235 261V260H234ZM11 262H13V258H12V261ZM10 262V263H11ZM38 262H39V260H38ZM122 262H123V260H122ZM228 262L230 263V264H232L231 262H230V260H228ZM233 262V261H232ZM9 263V264H10ZM79 263V262H78ZM83 263V262H82ZM89 263V264H90ZM113 262H111L110 264H112ZM114 263H116V262H114ZM121 263V261L119 262V264ZM127 263H129V262H127ZM221 263V262H220ZM226 264H227V262H225ZM228 263V264H229ZM2 264V263H1ZM6 264V263H5ZM12 264V263H11ZM45 264V263H44ZM48 264V263H47ZM67 264H69V263H67ZM70 264H72V263H70ZM122 264H124V262L122 263ZM210 264V263H209ZM219 264V263H218ZM235 264H237V263H235Z\"/></svg>",
  "mask_w": 264,
  "mask_h": 264
}]
</instances>
